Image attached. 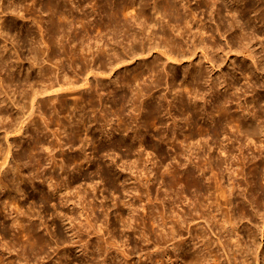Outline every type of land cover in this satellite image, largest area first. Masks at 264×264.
I'll use <instances>...</instances> for the list:
<instances>
[{
  "label": "rangeland",
  "instance_id": "374dc122",
  "mask_svg": "<svg viewBox=\"0 0 264 264\" xmlns=\"http://www.w3.org/2000/svg\"><path fill=\"white\" fill-rule=\"evenodd\" d=\"M36 1H37V4H34V5H37V6H34L33 5V10L34 11L33 10H31L29 12H28V10L26 11L25 6L23 5V8L21 9V12L20 11L18 12L19 9L16 7V4H15L16 3V0H0V11L2 10L0 12V34H2V36L4 35L2 38H1V35H0V48H1L0 49V51H1L0 52V55L1 56H4L6 54L4 56V59H6V60H4V62H3V64H5L6 66L7 65L8 66L9 65L12 66L13 63L15 64L16 61L19 58L21 59V60L19 59V62L17 61L18 63H16L14 65L17 68H14V66H12L13 69H16V70L13 71V73H14V75H16V74L18 75V77H16L17 75L15 76L17 79H19V78H21V79H27V77H33V75H34V77H38V76H40L38 74V72H39L38 71V68L41 69L43 66L44 67H47L48 66L47 68L49 70H51V71L53 70L52 71V75L53 76L55 74L56 75L60 74L59 76H62L64 74L63 72H61L62 69L58 73V70H56L57 69V65L54 62L52 64H50L51 62L49 63V61L47 62V60L45 59V55H43L44 57H42L45 60H43L42 58H40L38 60L39 61L38 64L37 63L35 64V65H38V66H36L37 68L35 67V65H31V63H30V61L32 59L31 56L34 55L33 54V52H34V49L33 48L34 47H37L38 44L35 43V44L32 45V44H30V41H25V40L21 41L22 39H20L19 36H18L19 31L21 32L20 29L24 25L25 26L26 25H28V26H34V29H36L37 26H41L42 25L41 26L42 28L41 27H38L36 30L39 31V30L43 29L42 32H44V29H45V26H46L45 25L46 24L45 21L47 19V14H45V12L42 13L39 10L40 9V6L38 7V2H39V5H41V0H36ZM77 1H79V2H77ZM92 1L95 2V0H81V3L83 4L82 5L83 7L85 6V8H87V10L91 11L93 8H96V7H93L94 3ZM132 1H134V0H132ZM27 2L25 4H30L31 3V1H30V3H29V1H27ZM76 2L79 4L80 3V0H76L75 3ZM84 2H86L87 5ZM134 2L135 3L137 2L136 3V7L137 8L134 7V10H133L134 13L133 14H135L138 11V9L141 6L144 5V8H146L148 15L152 17V15L154 14L153 15V17H155L154 20H157L159 23H161L163 25L162 26V25L159 24L158 25V28H157V26H155V27H153V29H156V31H157V30L160 29L159 26H162V31L163 30H164V32L166 31L165 33L166 34L168 33L167 35L169 36V38L170 37L171 38L172 37L173 38H177L176 37V35L178 34V32H176L177 29H176V27H174L176 30L173 28L172 23L168 21V17H163L160 13H159V15H156L154 13V6H155V9H156V7H158L157 10L158 9L159 10L162 9L161 8V6H162V1L161 0H158V1H156V0H135ZM168 2H170V4L173 3L171 5L172 6H175V8L177 10H179L177 12H178V14H179L180 17H183V18L184 17H188V19L189 18L191 19V15H190V12H189L190 11V8L197 6V0H182V1L181 0H171V1L168 0ZM194 2H195L196 5L194 4ZM154 3H155V5H154ZM31 4H33V2ZM186 7H189V8H186ZM200 8H197L196 9V13H197V10H198V13L196 14L197 17L192 20V25L190 26V27H192V31H189L191 33H188L187 32V34L184 35L183 36V39H182L183 40L182 41L183 47H185L186 45L188 47V43H189V45H191V47L195 45L196 47L195 46L194 47L197 48V50L196 49L194 50L195 53L193 51L191 53V55L187 56L189 58L186 57L185 59H182V61L177 62V63L176 62L174 63V61H172V62L169 61V62L166 63V61L164 60L165 58H163L164 56L161 53H159L160 52L159 49H161V47L158 48L159 52H158V50L156 48H154L155 50L152 48V51L150 50L151 51L150 53H149V51H147L148 49L146 48L144 50V53L145 54L143 53L142 54L143 56H142L140 54V51L141 50L139 48L140 47V43L139 42L142 39H137L136 40L137 42H135V44L137 46V49H138L137 52H138L139 55H137L136 57L134 56L133 59H132L131 55H129V57H128L129 59L125 60L124 62H120L118 64V66L121 64L119 67L118 66H114L115 69L113 67L114 70H111L112 73H110V70H107L106 73L105 72L104 73H101V74H104V75H101L100 73L99 74L97 73L98 74L97 77H96V75H94L96 79L95 78H92V77H94L93 76V73H92V76L90 74V76H88V77H89V82L91 84L89 83V86H88V84L86 85L87 89L84 86V91L82 90L83 88L80 89V87H79V86H81V83H80V85H78V86L76 85L75 86L77 88L79 87L78 89L76 88L77 91L73 92L74 91V89H73V91L71 92V90L69 89L70 91H67V92H70L69 95H68V93H67V95L64 94L63 96H61L59 98L60 100L57 99L58 102L56 101V99H53L55 101L51 100L52 103L50 102V100L47 101L46 99L48 98L49 95H47V98H45L46 97L45 94H44L45 96H43V95L41 96L42 98L41 97H38L37 100L40 101V99H41V101L40 102H37V105L35 106V108L38 107V109L36 108L37 109L36 110L34 108V112L35 113H41V114L43 112V115L44 116L41 115L42 118L44 117L43 119L41 118L40 114L38 116V114L35 115V113H34L32 115V117H29L30 118L29 120H33V122H32L33 124L31 123V125H29V127L27 126L28 128L27 127H23L22 131L21 132L19 131V133H17L18 131L15 129L14 131L9 132V135L8 136H6V135L3 136L5 134L4 133V129L5 128H2V130L0 128V146L2 145L1 148L4 149V150L6 149V151H7L8 148H9L8 145H10V149H11L10 150V153H9V156H8V161H7L8 163L4 167L7 170H6V172H4L2 174V177L1 178L4 179L5 181H8L7 183L9 184L8 185L9 187L8 186L7 187L9 188V190H11V198L14 199V200L12 199L13 202L12 201L9 202V200L8 199L5 200V198L4 199L3 198L0 199V205L1 206H5V208L7 209V210L6 209L4 210L5 212L3 211L4 214L3 213L1 214L0 219L1 220H3V219L6 220V226H9L8 229L4 231V235L3 234L0 235V245H2L0 247V264H12V263L13 264H17V263L18 264H22V263L23 264H25V263L27 264V261H28V264H42V263L43 264H69V263L70 264H73V263L74 264H98V263L99 264H107V263L108 264H124V262H125V264L126 263L127 264H129V263L130 264H133V263L134 264H176L175 263V257H174L173 251H172L173 250V247H172L173 245L171 246V244L173 243L174 240H175L174 241V243H175L178 240L180 241V240H184V239H185V242L186 243L195 244V247L198 248V250H201L203 252V255L204 256H206V257H209L210 256V257L214 258L213 253L210 254L207 251V248L205 247V244H204V243H208L207 240L209 239L210 242H211V244L209 242V245L208 246L210 247V245H211L210 248L211 249H214V252L215 253H218L217 254L218 257L223 253V255H221L219 257L220 264H229L228 257L226 256V254H224L225 252H223V251L229 250V248H231V251L234 250L236 252V253L234 252V254H235L234 260L235 261L232 260L233 258H231V261H234L235 263L234 262H232V263L233 264H243V262H242L241 259H243V258L245 259L246 258L245 257L246 255H245V252H242V250L241 251L240 250H236L237 247L234 246V244L236 243L237 240H241L243 242L245 240H249L250 239L251 241H253L254 250H256L255 252L256 253H257V251L259 253L262 252L261 250L264 249V222L261 223V221H264L263 220L264 219L263 218L264 217V208H261L260 209V212H261L260 213L259 211H257V210L254 209L255 208L254 205L249 204L250 203L249 201H248V204L246 203L247 202V199H245L246 202L244 201V198H246L247 196H249V193H250L249 192V184H247V183H249L250 180H251V177L249 175V171L251 170V160H250L249 156L250 157L252 156V152L249 149L250 147H248L249 146V144L247 143L248 141L246 142L245 138L244 137H241V135L236 132L235 122H230L229 121V116L231 114H233V113L236 114V115H241L242 112H243V114H247V112H248V106H247V108L244 107V106L247 105L246 104L247 102L245 101V99L249 98V96L252 93L250 91H248V93L246 94V96H243V95H241V91L240 90H237L236 91L234 88L230 87V85L227 83V80L231 78V75L233 73L232 66H230V64L231 63H234L235 67L238 68V67L241 66L242 58L241 59H240V57L239 58L238 57L237 58L236 57L233 58L234 54L233 53H230L229 50L226 47H224V46H222L220 44V43L223 42V39H221V38H218L217 39L216 36H213L211 38L208 34H206L207 35L206 36V35H203L202 33L198 32L199 31L198 30L199 28L196 27V26H200V24H201L200 23L201 21H199V19L202 18L201 19L202 21H207V20L209 21L210 18H211L210 12H208V10L205 7H200ZM188 9H189V11H188ZM23 10H25L26 12L23 11ZM33 12L35 13V15H34ZM78 12H80V11H78ZM24 13H25V15H24ZM80 13H82V11ZM198 15H199V17H198ZM42 16L45 17L46 19L45 18L43 19ZM92 16L94 17L95 15L94 14L93 15L91 14V17L90 18H92ZM159 17H160V19H159ZM162 17L165 18V19H163ZM23 18H24V20H23ZM156 18H158L159 20L156 19ZM26 19H28L29 21L26 20ZM30 19H32L33 22H35L38 19L37 20L38 21V24H37V21L35 23H33V22L29 23L30 22ZM140 19L138 20V22L142 21L143 18L141 20ZM41 20H42V23L43 24L40 25ZM132 20L133 19H131L130 22H131V25H132L133 30L136 31V29H137V31H139V29H141V26L138 25V24L133 23ZM193 21L195 22V24H194ZM14 23H16L17 25L16 24L14 25ZM32 24H35V25H32ZM134 24L136 25V27H135ZM9 25L14 26V31L12 33H10V34H6L5 28L7 26H9ZM142 25H143L142 26L143 27L142 28L143 29L142 37L145 39V40L143 39V41H144L143 43L144 44L150 43V40H148L147 38H148V35H149V32H150V29H152V28H150V25H147V24L145 25V24L142 23ZM144 25L146 26V28H145ZM193 25H195V26H193ZM20 26H22V27H20ZM147 26L149 27V29H147ZM170 26H172V27H170ZM170 29H172V32H171ZM3 33H5V34H3ZM174 33L175 34L177 33V34L175 35ZM96 34L97 33H95V35ZM192 34H193V37H194V35L196 36V37H194L195 39L197 38L195 41H194V38L192 37ZM158 35H159V37H158ZM158 35L156 37H153V38H155L154 39V42H157V41H158V43L163 42V39H162L163 37H162L161 32H158ZM160 35H161V37H160ZM188 37L190 39H188ZM208 37H210V40H209ZM153 38H152V41L150 43L152 45H153ZM105 39L106 38L104 37L103 38V42L105 41ZM120 39H122V38H119V40ZM201 39H203V40H201ZM200 41H201V43H200ZM202 41H204L205 44ZM103 42H101V44ZM124 42H126V40ZM127 43L128 42L123 43V45L126 46ZM206 43H207V45H206ZM34 45H36V46H34ZM197 45L198 46L200 45L199 46L200 48ZM205 45H206V47H205ZM212 45H214V46H212ZM215 45H217L218 48H217V46L215 48ZM40 46H42V48L45 47V46H43V44H41ZM220 47H222L221 48V51H220ZM4 48H6L7 51H6V49H5V51H3ZM108 48H109V52H112L111 49H110V47H108ZM207 48H209L211 50H209ZM214 48L217 49V50L215 51ZM8 49H10V50L8 51ZM202 49L204 50V52L207 53V58H210L211 60L213 59L212 62H206L207 59L201 53L202 52ZM206 49H207V51H206ZM224 49H226V50H224ZM227 50H228V55H227ZM208 51L211 52V53H209ZM212 51H214V52H212ZM1 53H3V55ZM211 54H213V55H211ZM201 56H203V57H201ZM7 57H8V59H7ZM231 58H232V60H231ZM11 59H13L14 61L11 60ZM214 59H216L218 62L216 60H214ZM40 60L42 62H40ZM61 60H62V62H61ZM61 60L58 62L59 64L62 63L64 65H66L68 63V60L65 59V58H63ZM1 61L2 60H0V63H1ZM5 61L7 62V64L5 63ZM10 61H13V62L11 63ZM122 63H124V64H122ZM17 64L21 68H19V66H17ZM5 65L3 67L4 71H2L3 70L2 68H0V70H1L0 71V73H1L0 74V77L3 78L1 81H4V82H6L8 80L6 78L9 77V74L13 70L12 67L9 66L10 69H8L9 67L7 66V68H6ZM67 65L65 66V68L67 70L65 69L64 72L67 73V76L71 78L72 71H71V69ZM151 65L153 67H155V69H156V72L153 73V74L154 75H157L158 73H160L161 78L162 77L163 78H162V81L158 85H156V86L153 85V88H151L150 91H148L145 95H143V99L146 100V102H149V103H151V104H153L155 106L158 105L159 103H164V107L162 108L164 110L161 109V112L156 114L158 116L159 120H161V122L163 121L162 125L159 126L160 129H158V130H156L154 128H151L149 126L148 127H145V123L144 122H143V125H144V127H143V125L142 126L140 125L141 122H138V121H140V116L146 112V109H141L140 108V111H142L141 113L138 110H137V112L134 110L136 112L135 113L133 111V107H131V106H129L127 104V105L123 106L124 108H122L123 113H122L121 117L117 118L118 116H114L115 114L113 113V112H116L117 111V107H114V103H115L114 102V99H116V98L118 99L119 95L125 90L123 87H120V84L115 85L114 84L115 81H113V80L117 78L116 79V81H117V80H119V78L122 79L125 76H129V75L132 74V72L135 69L140 68L143 71H145V73H144L145 76H143V79L141 80L142 83H145V84H149L150 85V84H152V83H150L151 80H154L155 78H153L154 75H152V72H147L146 71V68H147V70H149V68L152 67ZM40 66H41V68H40ZM179 66L182 67V68H180ZM183 66H184V68H183ZM51 67H56V68L55 69L54 68L51 69ZM68 68H69V70H68ZM27 70H28V72H27ZM54 70H56V71H54ZM181 70H183V71L185 70V72H183ZM189 70H190V73H192V71L195 70L193 72H197V73L200 74V78H199V82H198L199 83V86L201 87L199 89L200 92L197 93V91H195V94H197V95H195L193 93L194 94V98L193 97L192 98L195 99L197 97L196 98V100H197L199 93L201 94V95L199 94V96H204V99H203V97H201V99H200L201 101L197 100V101H199V102H197L198 103L197 105H199V106H197L199 112L197 111V113H195V115L193 116V118H190V119H188V117L191 114L188 113L187 114L188 116L185 115V112L181 108H179L177 106V101H178V98H177L178 96L177 95H178V92H179L178 91L179 90V87H181L182 81L183 82L184 81H187V80L190 81V76H188ZM6 71H7V73H6ZM53 73H55V74H53ZM61 73H63V74L61 75ZM29 74H30V76H29ZM149 74L152 75V76H150ZM99 75H101V76H99ZM173 75L176 77V79L171 80V76H173ZM235 75L236 76H234V79L233 80L236 81V84H237L236 86L239 87V88H242V90H246V88L248 87L247 80L245 78H243L244 77L243 75H240L239 74V71H237ZM23 76H25V77H23ZM80 77H83V75L80 76ZM187 77H188V79H187ZM219 77H221V78H219ZM110 79H112L111 81L113 83L110 81ZM181 79H183V80H181ZM97 80H98V82H97ZM168 82H171V83H168ZM180 82H181V84H180ZM214 84H215V86H213ZM14 86L11 85L9 87V90L11 89L10 91L7 88L6 89L9 92H12L13 91L12 93H9V95L11 96V95L14 94L12 98L13 99L15 98L14 100H15L16 105L18 103H20V105L21 104L23 105L25 103L26 105H28L30 107L29 103L26 102L27 100L26 101L24 100L25 102L23 100H21L22 97L19 96L18 91H16L18 89H17L16 86L14 88ZM91 86L94 87L95 89L92 88L93 89L92 90L91 89ZM226 86L228 88H226ZM27 88H28V86H27ZM15 92L18 93V94H16ZM98 92H100V93H98ZM126 92H127L128 95H130L129 89H127ZM174 92H176V93H174ZM249 93H250V95H249ZM91 94L93 95V97H95L94 99L96 100V103L98 104V106H97V104H95V106H92L91 107L92 104L89 103V96ZM96 94H98V95H96ZM216 96H218V97H226V98L229 97L228 98V102L226 103L228 106L225 105L227 110H224L221 113H217L215 111ZM241 96H242V98H239ZM75 97H77L78 100H76ZM96 97H97V99H96ZM99 97H100L101 101H99ZM243 98H244V100H243ZM17 99H18V101H17ZM61 100H62V102H61ZM86 100H88V101H86ZM20 101L23 102V103H21ZM79 101H81V102H79ZM44 103L46 104L45 105V108H44ZM48 103H49V105H48ZM76 103L78 104V107L76 109H74V104H76ZM81 103H83V104L81 105ZM38 104H39V106H38ZM70 104L73 105V106H71ZM16 105L13 106V108H12V105H9L8 104L6 107H4L6 109L5 110L2 109V111L4 110L5 112L4 111L3 112L6 115L7 114L8 115L9 114H14V112L15 113L17 112ZM28 106H26L24 108L25 109V111H24L25 113H24L23 118L26 115H28V113L26 114V112L29 110ZM69 106H70L71 109H69ZM14 107H16V108H14ZM53 107H54V109L56 111L53 109ZM26 109H28V110H26ZM80 109L82 110L83 113H81V111H78ZM245 109H246V111H245ZM228 110H229V112H228ZM49 111H51L50 114H48ZM77 111H78V113L80 112L79 113L80 115L81 114L82 115L80 116L77 113ZM138 112L141 115L138 114ZM209 112L210 113L212 112L213 117H210V115L212 116V114H210ZM215 113H216V115H215ZM102 114H107L108 116L111 117V118H109V121H108L109 123L108 124L107 123H103V121L100 120ZM133 114H138L139 117H138V115H133ZM217 115H219L220 117L217 116ZM224 115H226V116H224ZM133 116L134 117L137 116V119L138 120H136L137 121L136 125H135V121H132L131 120V118H133ZM223 116L225 118H223ZM39 117L41 118V120H43L42 122L39 121V119H40ZM81 117L85 118V120L87 121L85 123V125H82V124L78 123V120ZM94 117L96 119H98V121L97 120H93V119H95ZM123 117H124V119H123ZM129 117H130V120H129ZM196 117H198V118H196ZM23 118H21V119H23ZM36 118H38V119H36ZM209 118H210V120H209ZM75 119H77V120H75ZM174 119H176V120H174ZM34 120H35V122H34ZM44 120H45V122H44ZM55 120H57V121H55ZM208 120H209V122H208ZM37 121H39L40 124ZM67 121L72 122L71 123L72 126H70V122H67ZM212 121L215 122V123L213 122V125H211L212 124ZM6 122H8V120H6ZM6 122H4V123L6 124ZM55 122H57V124H55ZM73 122H74V124H73ZM35 123H37L36 126H34ZM138 123H140V124H138ZM174 123H176L175 126L177 124H179V125L176 126L177 127L176 129H175V126H173ZM195 123H197V124H195ZM47 124H49V125H47ZM62 124H64V125H62ZM67 124H69V126ZM75 124H77V125H75ZM216 124L222 125L223 130H224L223 131V134L225 133V131H226L225 134L228 133L227 134L228 136L227 135H224V137L226 136V139L224 138L225 144H227V147H228V150H229L228 151L229 154L228 153H224V154H226V157H225V155H222V153L220 155V153L218 152L219 150L216 148V146H213V145H216V144L213 143L214 140L212 138L209 139L207 137L208 138V140H207L206 137L205 138H201L199 136V133L201 132V130L202 131H206L207 129L208 130L209 129H212ZM226 124H227V126H226ZM37 125H39V126H37ZM73 125L75 127H77V129H78L77 130V134L72 133V128L71 127H74ZM119 125H121V126H119ZM197 125H199V127H197ZM202 125H204V126H202ZM7 126L8 125L6 124V128H7ZM63 126H64V128H63ZM100 126H102V127H100ZM103 126H104V129H103ZM190 126H191V128L189 129ZM206 126H208V127H206ZM210 126L211 127L213 126V127L211 128ZM67 128H69V129H67ZM79 128H80V130H79ZM143 128H144V130H143ZM197 128H198V130H197ZM25 129L28 130V132ZM193 129L196 131V134L193 137H190L189 131H191ZM65 130H67V131H65ZM68 130H70V131H68ZM177 130H179V131H177ZM100 131H103V133L100 132ZM227 131H229V132H227ZM105 132H107V134ZM231 132H232V134H231ZM79 133H80V136H79ZM21 134H23V135H21ZM46 134H47V136H46ZM55 134H57V135H55ZM131 134H132V136H131ZM134 134H135V136L137 138L134 136ZM141 134H143V135H141ZM234 134H236V135H234ZM53 135H55L56 137L53 136ZM69 135H70V137H69ZM229 135H232L231 136L232 139L230 138ZM58 136L60 137V139H58L59 138ZM104 136H105V138H104ZM143 136H144V138H143ZM166 136L169 138L170 141L167 142V141H164L163 140V138L166 137ZM233 136H234V138H233ZM3 137H5L6 141H5V139ZM158 137H160V138H158ZM125 138H127V139H125ZM138 138H139V140H138ZM195 138L198 139L199 142ZM147 139L149 140V142H148ZM157 139H159V140H157ZM220 139H223V136H222V138L220 137ZM38 140H40V141H42L44 143V144L42 143V145H44V147L42 145H40V144H37V149L34 150L33 152H29V148L30 147H28V146H32L34 144V142L36 144V142ZM127 140L129 141V144H128V141ZM141 140L142 141L144 140V142H143L144 145L138 146V144L141 143ZM160 140L162 142H160ZM195 140H196V142H195ZM111 141H112V144H111ZM114 141H116L115 144H114ZM131 141H132V143L130 144ZM156 141H158V142H156ZM205 141H207V143ZM226 141H228V142H226ZM238 141H239V143H238ZM243 141H244V143H243ZM6 142H8V143L10 142V143L7 145ZM46 142H47V144H46ZM58 142H60L59 145H58ZM201 142H203V143H201ZM209 142H210V145H209ZM229 142L232 143V144H230ZM241 142H242V145H244V144L246 145L247 144L248 146L247 145L246 146L244 145L243 146L244 148H243L241 145H239ZM53 143L56 144V145L53 146ZM61 143L63 144V147L61 146ZM200 143H201V145H200ZM118 144H119L120 148H119ZM153 144L160 145V147H159L160 150L158 151L157 148ZM129 145H131V146L134 145L133 146L134 149L129 150V148H128ZM192 145H194V146H192ZM202 145H204V146H202ZM57 146H60V148L57 147ZM45 147L46 148H49V149L46 150ZM53 147H54V149L52 151L51 149ZM55 147H57V148H55ZM105 147L108 148L109 150L106 149ZM112 147H113V149H112ZM121 147H122V149H121ZM141 147H143V148H141ZM115 148H116V150H115ZM137 148L139 149V152H138V149ZM244 150H245V156H243L244 155L243 154L244 153ZM246 150H247L248 155L246 154ZM248 150H250V151H248ZM143 151H144V153H143ZM145 151H146V153L147 152L148 153L146 154ZM160 151H161V153H163V155H162L163 157L161 156L162 158H160V156H158V153ZM236 151H238V152H236ZM26 152H27V154H25ZM60 152L62 153L61 155L59 154ZM108 152H109V154H108ZM134 152H136V153H134ZM233 152H234V159H233V156H232L233 155ZM22 153H24V155ZM31 153H32V155H31ZM110 153H112V155H110ZM116 153L118 154L117 156H116ZM28 154H30V157H29ZM57 154H59V157L57 156ZM77 154L80 155L81 159H80L79 155H77ZM119 154H120V156H119ZM34 155H36L35 158H34ZM240 155H242L243 157H241ZM18 157L21 158V159H18ZM189 157H190V159H189ZM202 157H204V158H202ZM235 157L236 158L237 157H241V158H240V160H237L239 158H237L235 160ZM245 157L246 158L248 157V158L246 159ZM127 158H128V160H127ZM187 158L192 163L190 161H188ZM220 158H223V160L226 158L225 160H227V161L224 164L222 163L223 165H221L218 168L217 167L211 168L210 163L213 166H215L216 164H219V162L223 161L222 159L220 160ZM242 158H243V160H241ZM37 159H39V164H38ZM205 159H206V161H205ZM231 159L234 161V163H233V161ZM53 160L55 161V163H54ZM135 160H137V161H135ZM0 161H1V159H0ZM238 161L239 162L242 161V162H240L241 165H240V163H238ZM243 161H244V163H243ZM134 163H136V164H134ZM178 163L179 164L182 163V166L180 165L181 166L180 168L184 167L185 164H186L185 167L188 166L189 170H191L194 173L196 179L200 182L201 186L204 187V188H207L211 184L214 185V183H215V179L214 178L218 174L223 175V177L221 179L222 180L221 183H223L222 185L226 189H229L230 187H233V186L235 187L236 186L235 187L236 189H234V194H232V196H231L232 199H233V202H231L230 205H227L226 206V204L223 203V201L220 202V200H217L216 194L213 193V190H212V192L211 191H208L209 193L205 191V192H203L204 193L203 195H200V199H199L201 201V203H203L202 204V208L198 212H196L197 214L195 213V211H193V214L192 215L191 214L187 215L186 214V209L188 208V204L190 205L189 207L193 206V203H195L194 200H196V195H198V193L195 191L194 187L190 188L189 191L182 192V191L185 190L184 184L180 183V184L175 185L173 183L174 186H176V187H174L171 184L172 179H171V176L169 175L167 169L168 168L170 169L171 166H173V164L175 166ZM247 163L249 165H247ZM16 165H20V167H18ZM40 165L41 166L43 165V166L41 167ZM244 165H245V168H243ZM7 166H8V168H7ZM58 166H60L61 168H59ZM98 166H99V168H101L100 169L101 173L102 172H106V173L109 172L108 175H110L116 181L114 182V180H113V183L112 184H106L103 181H102L103 183L100 182L101 179L98 177L100 175V173H98L99 172ZM204 166H205V168H204ZM238 166H241V167H239L240 169H237L238 170L237 171L236 168H238ZM10 167H11V169H10ZM19 168H20V170H19ZM137 168H138V170H137ZM141 168L144 171H142ZM8 169H10L9 172H7ZM139 169H141L142 172L139 171ZM198 169H200V170H198ZM37 170H39V172H37ZM212 170H214V171H212ZM96 171H98V172H96ZM146 171H147V174L149 173L148 175L150 176V178H149V176L147 174H145ZM236 171H237V173H236ZM19 172H22V173H19ZM212 172L213 173L216 172L215 173L216 176H213L214 174ZM225 172H227L228 174L227 173L225 174ZM232 172H235V174L232 173ZM241 172H242V174L244 172H246V174L244 173L242 175ZM130 173H131V175H130ZM141 173H143V174L141 175ZM96 174H98V176ZM238 174L239 175L241 174L242 176H238ZM22 175L23 176H26V177H23ZM48 175H49V177H47ZM72 175H74V176H72ZM235 175L238 178L236 180H235V178H236ZM248 175H249V177H248ZM36 176H39V177H36ZM53 176H55V177H53ZM69 177H70V179H68ZM146 177H148L147 180H150V183L151 184L147 185V182H146L147 180L145 179ZM46 178H48V180ZM71 178H73V179H71ZM95 179H97L99 182L96 181ZM239 179H240V181H239ZM23 180H25V181L23 182ZM50 180L51 181L53 180L52 181L53 184L52 183H49ZM60 180H61L62 183H60ZM91 180H95L94 181L95 183L92 182ZM137 180H140V181H137ZM141 180L142 181L144 180L143 182L144 183L146 182V183L144 184ZM248 180H249V182H248ZM89 181H91V183ZM235 181H237V182H235ZM88 182H89V185H88ZM139 182H141V183H139ZM92 183H94V185ZM100 183L102 185H100ZM135 183H137V184L135 185ZM263 183H264V175H263ZM63 184L70 185V187H72L71 189H69L70 191L68 190V192H67L68 196H67L66 192H63V193H65L64 196L63 195L62 196H59V193H60L59 189H60L61 186H64ZM237 184H238V187L239 188L241 187L240 188V192H239V189L237 190V188H238L237 187ZM246 184L248 185V187H247ZM48 185H50V186H48ZM53 185H56V186H53ZM57 185H58V187H57ZM51 186H53L54 189H52ZM75 186H77V187H75ZM102 186H103L104 189L102 188ZM128 186H129V189H128L129 191L127 190ZM145 186H146V188H145ZM7 187L2 188L3 190L0 189V193L2 191H5V189L8 192V190H7L8 188ZM18 187H23V188H21V190H22L21 192H20V190H18ZM73 187H74V189H73ZM105 187H106V189H105ZM122 187H124L123 190H122ZM142 187H144V188H142ZM36 188H37V190H36ZM55 188H58V189H56L58 191H56ZM130 188H131V190H130ZM137 188H138V190H137ZM170 188H171V190L174 188L173 191L169 190ZM176 188H177V190H176ZM181 188L184 189V190H182ZM143 189H145V190H143ZM149 189H150V191H149ZM245 189H247V190H245ZM52 190L56 191V193L54 191H52ZM77 190H78V192H77ZM104 190H105V192H104ZM124 190H127V191H124ZM136 190H137V192H135ZM236 190L238 192H236ZM122 191H124V192H122ZM74 192H76V193H74ZM116 192H118V193H116ZM54 193H55V195H53ZM63 193H61V194H63ZM141 193H143V194H141ZM148 193L151 196L148 195ZM56 194L58 195V197H57ZM82 194L84 195V197H83ZM177 194L180 195V196H177ZM207 194H209V196H207ZM65 195H66V197H65ZM75 195H77V196H75ZM45 196H46V199H45ZM78 196H80L82 199L81 198L78 199ZM175 196H176V198H175ZM202 196L204 198H202ZM48 197H49V199H48ZM145 197L146 198L148 197V200L150 198V200H152V201L151 202H147L148 200ZM197 197H199V196H197ZM68 198H70V200ZM136 198H138V199H136ZM140 198L141 199L143 198V199L141 200ZM180 198H181V201H180ZM201 198H202V200H201ZM15 200H17V201H15ZM59 200H61L62 202L59 203ZM68 200H69V202H68ZM78 200H80V201H78ZM83 201H85V202L83 203ZM118 201L121 204V206L123 204H125V203H133V206L136 205L137 211H135L133 214H135V216L138 215L137 218L140 217L137 220V222H138L137 225L139 224L138 225V228L141 229V231H143L145 228H147V229L144 230V232L147 233V235L151 237L150 241L143 242V241L140 240V238L138 237V235H136V234H134V235L128 234L127 232L124 231V229H122L123 227L117 221V218H116V215H115L116 214V212H115L116 211V208H115L116 206L114 207V204H115V202H118ZM191 201H192V204H191ZM237 201H239V202L240 201L245 202V209H246V211L244 212L245 213V217L243 216L242 218H240V220H239V218L236 219V221H237L236 222V226H235V229L236 230L232 231V233H231V226L232 225H230L229 223H227L226 224L227 226H226L225 223L223 224V221L221 222V219L223 220L224 218H227L229 216V214L232 215V216L234 215L235 217L237 216L238 210H237V207L235 206V204H236ZM63 202H65V203L63 204ZM67 202H68V204H67ZM72 202H73V204H72ZM138 202H140V203H138ZM144 202L146 204H144ZM175 202H177V203H175ZM212 202L215 205H213ZM215 202H217L220 205H218ZM77 203H78V205H77ZM98 203L102 205L101 206L102 208L99 206ZM162 203H164V204H162ZM10 204L11 205L12 204H15V205L17 204L16 205L17 207L13 206L14 207L13 208V207H11ZM60 204H61V206H60ZM92 204H93V206H91ZM149 204H151V205H149ZM8 205H10V207H8ZM103 205H104V207H103ZM144 205L145 206L147 205L146 206L147 208ZM133 206H125V205H123L124 215L131 214L130 213L131 212L130 209ZM151 206H152V208H151ZM219 206H221V208ZM85 207L88 208V209H84ZM107 207H108V209H107ZM128 207L130 209H128ZM66 208H68V209H66ZM80 208H82L84 211L82 212V209H80ZM103 208H104V210H101ZM149 208H150L151 212L153 211L152 212V217L156 219V216H157V220L154 219L155 224H153L152 226H150V225H146L145 226L143 224V222L141 221V219L145 217V214L147 212V209L149 210ZM228 208H229V210H228ZM19 210H21V211L19 212ZM59 210H60V212H59ZM85 210H87V211H85ZM61 211H63V212L61 213ZM88 211H90V212L92 211L93 212L94 215H93V217L92 216L91 217L98 220L97 221V225H100V223H101V225H102V230H101L102 231V234L99 231L98 232V235H97V233H94V234H96V235H94L93 233H91V232H93L92 229L91 230L88 229L89 231L87 230V232L86 231H82L83 232L82 233V232L79 231L80 233H77L78 232L77 229L80 226L81 227H83V225L85 226V220H84L85 217L84 216H88L89 214L92 215V212L89 213ZM77 212L78 213L80 212L79 213L80 216L78 215ZM81 212L82 213H86V214H82ZM199 212H200V214H199ZM222 212H223V214H222ZM64 213H67L68 214L67 216L69 218L66 217L65 215L63 216ZM70 213H72L71 215H73L72 218H71ZM255 213L258 214L263 219L259 217L260 218L259 219L260 221L259 220L256 221L257 218H258V215H256ZM177 214H178L179 217H175V216H177ZM201 214H203L202 217L198 216V215H201ZM3 215H4V217H3ZM168 215H170V216H168ZM206 215H207V217H206ZM212 215H215V216H212ZM255 215H256V218H255ZM16 216H17V218H16ZM247 216H248V218H246ZM62 217H64V218H62ZM172 217H175V218L173 219ZM203 217H205V218H203ZM209 217H211V218H209ZM11 218H12V220H14L16 218V220L18 219V221H16V220H14L15 222L14 221H11ZM20 218H24L26 220V223L25 224L30 225V226H34V232L36 233L37 236H39V239H40V242L39 243L40 244H35V242H34L35 239H33V240L32 239H28L26 236H25V238L23 237L24 239L23 238L22 239H18L17 237H15V234H16L15 232H16V229H17V223L19 222ZM73 218L75 220H73ZM162 218L167 219L166 227L165 226L162 227V225L159 223V222H162ZM184 218H186V219H184ZM204 219H206L205 222H204ZM248 219H249V221H248ZM1 220H0V225H1L0 230H2L3 227H4L1 224ZM67 220H69L70 223ZM70 220L73 221V222H71ZM241 220H243V221H241ZM9 221L12 222L11 225H10L11 222H9ZM176 221H178V222H176ZM74 222H76V223L74 224ZM181 222H183V223H181ZM219 222H221V223H219ZM239 222H240V224H239ZM213 223H214V225H213ZM70 224L72 225L73 228L75 226L74 230H73V228L71 227ZM179 224L180 225L182 224V226H180ZM206 224H208V225H206ZM12 225H14V226H12ZM104 225H106V226H104ZM107 225H108V227H107ZM158 225L161 226L162 228H164V227L165 228L162 230L161 227H159ZM223 225H224V227H223ZM171 226L174 227L175 229H178L179 228L178 229V232L175 233L177 235L176 236L174 235V238L175 239H173V240L170 241L171 238H169L167 244L162 243V242L161 243H157V241H159V240L161 241V237L160 236H162L164 234V232L166 233V232H168V231L171 230L170 229ZM219 226L222 227V228H220ZM11 227H13V228H11ZM142 227H143V230H142ZM108 228H109V230H107ZM197 228H198V230H197ZM223 228H225L227 231L225 229H223ZM248 228H250V229L248 230ZM187 230L189 231V233L187 232ZM222 230H224V231L221 232ZM237 230H238V235H237ZM244 230H246V231H244ZM247 231L252 232V233L254 232V234H256V235L252 234L253 240H252V238H249V237L246 239V235L248 234ZM107 232H108V234H107ZM197 232H200L199 234L202 233L201 235L203 237L205 236V238H203V237H200V239H199V237L196 238L195 233H197ZM104 233H105V235H104ZM99 234L101 235V237H100ZM220 234L223 235V236H221ZM102 235H103V237H102ZM190 235H193V237L190 236ZM253 236H255V238ZM87 237H88V239H87ZM108 237H110V238H108ZM114 237H116V238H114ZM157 237H159V238H157ZM190 237H192L193 240ZM2 238H3V240H1ZM89 238H91V241H90ZM102 238H104L103 240H108V241L111 240L112 242H113V239H114L115 242L117 241V245L114 246L115 249H114V247L107 245L109 248L106 246L108 249L107 250L104 249V250H106L108 253L105 252L104 254L99 255V253H98L99 250H98V247L97 246L100 244L99 241H101L100 239H102ZM206 238H207V240H206ZM85 239H87L86 242L84 241ZM201 239H205L204 240L205 242L202 241ZM254 239H255V241H254ZM79 240H81V241H79ZM189 240H191L192 242L189 241ZM221 240H222V242H221ZM217 241H220L221 243L220 242H217ZM29 242H30V245H29ZM96 242L98 243V245H97ZM255 242L257 244H255ZM122 243L124 244V246L122 245ZM224 243H226L225 244L226 247H225V249L223 248L224 250H222V246L221 245H224ZM232 243H233V245H232ZM77 244H79V245H77ZM86 244L88 246H86ZM3 245H4V247H3ZM31 245H32V247H31ZM155 245H156V248H155ZM117 246H118V248L119 247L120 248L118 249ZM157 246H158V249L159 250L157 249ZM232 246H234V247H232ZM110 247H112V248H110ZM161 247H163V248H161ZM11 248H12V251H11ZM93 248H95V249L93 250ZM35 249H36V251H34ZM109 249H111L110 250L111 253L109 252ZM120 249L122 251H124V253L126 251V253H125L126 254V257H122L121 251H117V250H120ZM29 250H30V252H28ZM84 250H85V252H84ZM87 250H89V251H87ZM104 250H103V252H104ZM115 250L117 252H115ZM7 251H8V253H7ZM23 251H25V252H23ZM229 251H228V253L230 254L231 251L230 252ZM148 252L150 253V255H149ZM171 252H172V254H171ZM117 253H118L119 257H117V255H116ZM145 254L148 255L149 257L146 256ZM224 255H225V257H222ZM242 256H243V258H242ZM24 257H25V259H24ZM104 257H106V259H107L106 263L103 262V258ZM210 257H209V260L211 259V261H212V258H210ZM121 258L122 259L124 258V259L122 260ZM220 258H221V260H220ZM225 258H227V261H228L227 263H226V259ZM71 259H72V261H71ZM97 259H99V260H97ZM100 259H101V261H100ZM249 259L248 260H249V262L251 261V264L252 263L253 264H258V263H256V261L251 260V258H249ZM9 260H10V262H9ZM17 260H18V262H17ZM67 260H68V263L65 262ZM94 260L96 261V263H95ZM92 261H94V263ZM120 261H122V262H120ZM211 261H209L210 264H211ZM222 261H223V263H222Z\"/></svg>",
  "mask_w": 264,
  "mask_h": 264
},
{
  "label": "bare ground",
  "instance_id": "6f19581e",
  "mask_svg": "<svg viewBox=\"0 0 264 264\" xmlns=\"http://www.w3.org/2000/svg\"><path fill=\"white\" fill-rule=\"evenodd\" d=\"M27 1H29V3H30V1H31V3L33 2V4H25ZM74 1V0H73ZM72 0H41V5H39V2H38V7L40 6V11L43 13V12H45V14H47V19L45 18V17H43V19L45 18L46 19V21H45V29H44V32H42V30L43 29H41V30H39V31H37L36 29L38 28V27H41L42 25L41 24H43L42 23V20H41V23H40V25L41 26H37V28L36 29H34V26H28V25H24L23 27L22 26H20V27H22L20 30H21V32L19 31V34H18V36H19V38L20 39H22L21 41H23V40H25V41H30V44H35V43H37L38 44V46L37 47H34L33 49H34V52H33V54L34 55H32L31 56V61H30V63H31V65H35L36 63L38 64V60L40 59V58H42V57H44L43 55H45V59L47 60V62L49 61V63L50 64H52L53 62L57 65V69L56 70H58V73H59V71L61 70V72H63V73H61V75L62 76H59L60 74H58V75H56L55 73H53V74H55L54 76L52 75V71L51 70H49L47 67H42L41 68V66H40V68L41 69H39L38 68V74L40 75V76H38V77H34V75H33V77H27V79H21V78H19V79H17L16 77H18V75L16 76V75H14V73H13V71L14 70H16V69H13V67L12 66H14L16 63H18L19 62V59L16 61V63L14 64L13 63V65L12 66H10V67H12V72L9 74V77L8 78H6V79H8L6 82H4V81H1L3 78L2 77H0V128H1V130H2V128H5L4 129V135L3 136H8L9 135V132H11V131H14L15 129L18 131H16L17 133H19V131L21 132L22 131V129H23V127H29V125H31V123L33 122V120H29L30 118L29 117H32V115L35 113L34 112V108H35V106L37 105V102H40L41 101V99H40V101H38L37 100V98L38 97H41L42 95L43 96H45L46 95V97L45 98H47V95H49L48 96V98L46 99L47 101H49L50 100V102H51V100H53V99H56V101H57V99H59L61 96H63L64 94H66L67 95V93H68V95H69V93L70 92H67V91H70L71 90V92L73 91V89H74V91L73 92H75V91H77V89L80 87V89H82L83 91H84V86H85V88L87 89V87H86V85L88 84V86H89V77L88 76H90V74H91V76H92V73H93V76L94 75H96V77H97V75L100 73H106V71L107 70H110V73H112L111 72V70H114L115 69V67L114 66H118V64L120 63V62H124L125 60H127V59H129L128 57H129V55H131V57H132V59H133V57L135 56H137V55H139L138 54V52H137V46H136V44H135V42H137L136 40L137 39H142L139 43H140V54L142 55L143 53H144V50L147 48L148 50L147 51H149V53L152 51V48L154 49V48H156L157 50H158V48L159 47H161V49H159L160 50V52H159V50H158V52L159 53H161L164 57L163 58H165L164 60L166 61V63L167 62H172V61H174V63L176 62H180V61H182V59H185L187 56H189V55H191V53L196 49L197 50V48H195L194 46H192L191 47V45H189V43H188V47H187V45L185 46V47H183V45H182V39H183V36L184 35H186L187 34V32L188 33H191V32H189V31H192V27H190L191 25H192V20L193 19H195L196 17H197V13H198V10H197V13H196V9L197 8H200V7H205L207 10H208V12H210V14H211V18H210V20L208 21H202L201 19H199V21H201L200 23V26H196V27H198L197 29L199 30L198 32H200V33H202L203 35H206V34H208L211 38L213 37V36H216L217 37V39L218 38H221V39H223V42L222 43H220L222 46H224V47H226L228 50H229V52L230 53H233L234 54V56H233V58L234 57H240V59L242 58V62H241V66L240 67H235V65H234V63H231L230 64V66H232V70H233V73H232V75H231V78L230 79H228L227 80V83L230 85V87H232V88H234L236 91L237 90H240L241 91V95H243V96H246V94L248 93V91H250L252 94L250 95V93H249V98H247V99H245V101L247 102L246 104V106H244V107H246L247 108V106H248V112H247V114H243V112L241 113V115H236V114H231L230 116H229V121L230 122H235V128H236V132L238 133V134H240L241 135V137H244L245 138V140H246V142L249 144V146L248 147H250L249 149L251 150V152H252V156L250 157L249 156V158H250V160H251V170L249 171V175H250V177H251V180H250V182H249V180H248V182L249 183H247V184H249V196H247L246 198H244V201H245V199H247V204H248V201L250 202L249 204H251V205H254V209L255 210H257V211H259L260 212V209L261 208H264V183H263V175H264V0H197V6H195V7H192V8H190V11H189V9H188V11L190 12V15H191V19L189 18L188 19V17H180L179 16V14H178V12L177 11H179V10H177L176 8H175V6H172L171 4H173V3H171L170 4V2H168V0H161L162 1V6H161V10H157V8L158 7H156V9H155V6H154V13L156 14V15H159V13L163 16V17H168V21L169 22H171L172 23V26H173V28L174 27H176V29H177V31L176 32H178V34L176 35L175 33V35H176V37L177 38H169V36L164 32V30L162 31V24L161 23H159L157 20H154V18L155 17H153V15H152V17L151 16H149L148 15V13H147V10H146V8H144V5L143 6H139L140 8L138 9V11L135 13V14H133L134 13V7H136V3L134 2V1H132V0H95V2H93L94 3V5H93V7H96V8H93L91 11H89V10H87V8H85V6L83 7L82 5V3H81V0H80V3L78 4L77 2H79V1H77L76 3H75V1L73 2ZM156 1H158V0H156ZM171 1V0H170ZM182 1V0H181ZM35 2V3H34ZM83 2V1H82ZM189 2V1H188ZM187 2V3H188ZM15 3V2H14ZM28 3V2H27ZM85 4H86V2H84ZM92 3V4H93ZM16 7L19 9L18 10V12L20 11L21 12V9L23 8V5L25 6V8H26V11L28 10V12L29 11H31V10H33V5L34 4H37V1L36 0H16ZM91 4V5H92ZM158 4V3H157ZM176 4V3H175ZM194 4H195V2H194ZM87 5V4H86ZM154 5H155V3H154ZM196 5V4H195ZM34 6H37V5H34ZM194 6V5H193ZM88 7V6H87ZM90 7V6H89ZM92 7V6H91ZM177 7V6H176ZM190 7V6H189ZM189 7H186V8H189ZM5 8V7H4ZM35 8V7H34ZM137 8V7H136ZM9 9V8H8ZM11 9V8H10ZM201 9V8H200ZM14 10V9H13ZM16 10V9H15ZM36 10V9H35ZM137 10V9H136ZM202 10V9H201ZM2 11V10H1ZM0 11V12H1ZM23 11H25V10H23ZM25 11V12H26ZM34 11V10H33ZM37 11V10H36ZM78 11H82V13H80V12H78ZM200 11V10H199ZM27 12V13H28ZM3 13V12H2ZM15 13V12H14ZM34 13V12H33ZM40 13V12H39ZM158 13V14H157ZM201 13V12H200ZM91 14L93 15H95L94 17L92 16V18H90L91 17ZM208 14V13H207ZM24 15H25V13H24ZM23 15V16H24ZM34 15H35V13H34ZM46 16V15H45ZM208 16V15H207ZM210 16V15H209ZM162 17V18H163ZM190 17V16H189ZM198 17H199V15H198ZM142 19V21H140V22H138V20L139 19ZM161 18V19H162ZM33 19V18H32ZM32 19H30V22L29 23H31V22H33V20ZM131 19H133L132 21H133V23H135V24H138V25H140L141 26V29H139V31H137V29H136V31H134L133 30V28H132V25H131V22H130V20ZM140 19V20H141ZM156 19H158V18H156ZM159 19H160V17H159ZM158 19V20H159ZM163 19H165V18H163ZM23 20H24V18H23ZM26 20H28V19H26ZM38 20V19H37ZM36 20V21H37ZM29 21V20H28ZM35 21V20H34ZM35 21V22H36ZM163 21V20H162ZM198 21V20H197ZM15 22V21H14ZM35 22H33V23H35ZM161 22V21H160ZM194 22V21H193ZM2 23V22H1ZM23 23V22H22ZM142 23L143 24H147V25H150V28H152V29H150V32H149V35H148V40H150V43H151V41H152V38L153 37H156L157 35H158V32H161V34H162V39H163V42H161V43H158V41L157 42H154V39L155 38H153V45L152 44H150V43H147V44H144L143 42V37H142V32H143V25H142ZM168 23V22H167ZM170 23V24H171ZM197 23V22H196ZM16 23H14V25H15ZM24 24V23H23ZM37 24H38V21H37ZM134 24V25H135ZM162 25V26H159L160 27V29L159 30H157L156 31V29H153V27H155V26H157V28H158V25ZM194 24H195V22H194ZM4 25V24H3ZM2 25V26H3ZM13 25V24H12ZM17 25V24H16ZM32 25H35V24H32ZM144 25V26H145ZM169 25V24H168ZM167 25V26H168ZM197 25V24H196ZM1 26V27H2ZM172 26H170V27H172ZM193 26H195V25H193ZM134 27V26H133ZM135 27H136V25H135ZM169 27V28H170ZM5 28V27H4ZM42 28V27H41ZM138 28V27H137ZM145 28H146V26H145ZM172 28V29H173ZM147 29H149V27L147 26ZM172 29H170L171 30V32H172ZM175 29V28H174ZM175 29V30H176ZM196 29V30H197ZM14 31V26H11V25H9V26H7L6 28H5V32H6V34H10V33H12ZM18 32V31H17ZM42 32V33H41ZM194 32V31H193ZM2 33V32H1ZM95 33H97L96 35H95ZM3 34H5V33H3ZM198 34V33H197ZM1 35V38L4 36H2V34H0ZM174 35V36H175ZM191 35V34H190ZM201 35V34H200ZM8 36V35H7ZM17 36V37H18ZM189 36V35H188ZM207 36V35H206ZM106 38L105 39V41L103 42V38ZM158 37H159V35H158ZM160 37H161V35H160ZM192 37H193V34H192ZM194 37H196L195 35H194ZM193 37V38H194ZM198 37V36H197ZM201 37V36H200ZM199 37V38H200ZM210 37H208L209 38V40H210ZM119 38H122V39H120L119 40ZM192 38V39H193ZM202 38V37H201ZM215 38V37H214ZM158 39V38H157ZM161 39V38H160ZM188 39H190L189 37H188ZM187 39V40H188ZM197 39V38H196ZM195 38H194V41L196 40ZM216 39V40H217ZM4 40V39H3ZM126 40V42H128L127 43V45L126 46H124L123 45V43H126V42H124ZM145 40V39H144ZM185 40V39H184ZM186 40V41H187ZM200 40V39H199ZM201 40H203V39H201ZM213 40V39H212ZM162 41V40H161ZM220 41V40H219ZM101 42H103L102 44H101ZM202 42H204V41H202ZM221 42V41H220ZM26 43V42H25ZM185 43V42H184ZM193 43V42H192ZM191 43V44H192ZM200 43H201V41H200ZM216 43V42H215ZM219 43V42H218ZM29 44V45H30ZM41 44H43V46H45L44 48H42V46H40ZM187 44V43H186ZM195 44V43H194ZM197 44V43H196ZM199 44V43H198ZM204 44H205V42H204ZM211 44V43H210ZM138 45V44H137ZM201 45V44H200ZM199 45V46H200ZM206 45H207V43H206ZM206 45H205V47H206ZM209 45V44H208ZM218 45V44H217ZM217 45H215V48H216V46ZM34 46H36V45H34ZM198 46V45H197ZM198 46V47H199ZM212 46H214V45H212ZM211 46V47H212ZM3 47V46H2ZM108 47H110V49H111V51L112 52H109V48ZM169 47V48H168ZM204 47V46H203ZM210 47V48H211ZM200 48V47H199ZM202 48V47H201ZM214 48V49H215ZM217 48H218V46H217ZM221 48L222 47H220V51H221ZM1 49V48H0ZM5 49L6 48H4V50L3 51H5ZM95 49V50H94ZM177 49V50H176ZM204 49V48H203ZM202 49V55L207 59V61L206 62H212V60L210 59V58H207V53L206 52H204V50ZM207 49H209V48H207ZM207 49H206V51H207ZM213 49V48H212ZM10 49H8V51H9ZM151 50V51H150ZM155 50V49H154ZM156 50V51H157ZM209 50H211V49H209ZM217 49H215V51H216ZM219 50V49H218ZM224 50H226V49H224ZM228 50H227V55H228ZM6 51H7V49H6ZM1 52V51H0ZM17 52V51H16ZM146 52V51H145ZM157 52V53H158ZM209 52V51H208ZM212 52H214V51H212ZM5 53V52H4ZM158 53V54H159ZM194 53H195V51H194ZM209 53H211V52H209ZM2 55H3V53H1ZM145 54V53H144ZM148 54V53H147ZM160 54V55H161ZM6 55V54H5ZM4 55V56H5ZM12 55V54H11ZM19 55V54H18ZM211 55H213V54H211ZM4 56H1L0 55V60H2L1 61V63H0V68H2L3 69V67H4V65L5 64H3V62H4V60H6V59H4ZM143 56V55H142ZM203 56H201V57H203ZM215 56V55H214ZM12 58V57H11ZM63 58H65V59H67L68 60V67L71 69V71H72V75H71V78L70 77H68L67 76V73H65L64 71H65V66L66 65H64V64H59L58 62L61 60V59H63ZM187 58H189V57H187ZM7 59H8V57H7ZM43 59V58H42ZM41 59V60H42ZM45 59H43V60H45ZM10 60V59H9ZM8 60V61H9ZM11 60H13V59H11ZM21 60V59H20ZM40 60V62H42ZM214 60H216V59H214ZM231 60H232V58H231ZM14 61V60H13ZM13 61H10L11 63L13 62ZM64 61V60H63ZM217 61V60H216ZM229 61V60H228ZM9 62V63H10ZM46 62V61H45ZM61 62H62V60H61ZM127 62V61H126ZM218 62V61H217ZM5 63L7 64V62L5 61ZM8 63V64H9ZM54 64V65H55ZM122 64H124V63H122ZM154 64V63H153ZM165 64V63H164ZM219 64V63H218ZM121 65V64H120ZM119 65V66H120ZM199 65V64H198ZM8 66V65H7ZM7 66L5 65V67L7 68ZM8 66V67H9ZM17 66H19L18 64H17ZM36 66H38V65H35V67ZM118 66V67H119ZM152 66V65H151ZM187 66V65H186ZM209 66V65H208ZM207 66V67H208ZM211 66V65H210ZM10 67L8 68V69H10ZM33 67V66H32ZM113 67H114V69H113ZM180 67V66H179ZM189 67V66H188ZM196 67V66H195ZM199 67V66H198ZM212 67V66H211ZM219 67V66H218ZM14 68H17L16 66H14ZM19 68H21L20 66H19ZM37 68V67H36ZM50 68V67H49ZM52 68H56V67H51V69ZM69 68H68V70H69ZM180 68H182V67H180ZM183 68H184V66H183ZM210 68V67H209ZM214 68V67H213ZM163 69V68H162ZM196 69V68H195ZM20 70V69H19ZM56 70H54V71H56ZM67 70V69H66ZM174 70V69H173ZM1 71V70H0ZM2 71H4V69L2 70ZM9 71V70H8ZM11 71V70H10ZM18 71V70H17ZM146 71L147 72H152V75H154L153 73H155L156 72V69H155V67H150L149 68V70H147V68H146ZM181 71H183V70H181ZM188 71V70H187ZM193 71H195V70H193ZM192 71V73H190V70H189V74H188V76H190V81L189 80H187V81H182V84H181V82H180V84H181V87H179V92H178V101H177V106L179 107V108H181L184 112H185V115H187L188 113L189 114H191V115H189V117H188V119H190V118H193V116L195 115V113H197V111H198V107L197 106H199V105H197L198 103L197 102H199V101H201L200 99H201V97H203V99H204V96H199V94H198V99L197 100H199V101H197L196 100V98L195 99H193L194 98V94H195V91H197V93L198 92H200V86H199V78H200V74L199 73H197V72H193ZM237 71H239V74L240 75H243L244 77L243 78H245L246 80H247V83H248V87L246 88V90H242V88H239V87H237L236 85V81L235 80H233L234 79V76H236L235 74H236V72ZM27 72H28V70H27ZM164 72V71H163ZM177 72V71H176ZM183 72H185V70L183 71ZM223 72V71H222ZM6 73H7V71H6ZM96 73V74H95ZM98 73V74H97ZM109 73V74H110ZM145 71H143L142 69H140V68H137V69H135L133 72H132V74L131 75H129V76H125V77H123L122 79L121 78H119V80H117L116 81V79H114L113 81H115V85H117V84H120V87H123L125 90L119 95V97H118V99L116 98V99H114V107H117V111L116 112H113L115 115L114 116H118L117 118H119V117H121V115H122V113H123V110H122V108H124L123 106H125V105H129V106H131V107H133V111L135 110L136 112H137V110L141 113L142 111H140V108L141 109H146V112L144 113V114H140L139 112H138V114H140L141 116H140V121H138V122H141V124L140 123H138V124H140L141 126L143 125V122L145 123V127H151V128H154V129H156V130H158V129H160L159 128V126L160 125H162V123H163V121L161 122V120H159V118H158V116L156 115L157 113H160L161 112V109L164 107V103H159L158 105H153V104H151V103H149V102H146V100H144L143 99V95H145L148 91H150V89L151 88H153V85L154 86H156V85H158L161 81H162V78H161V76H160V73H158L157 75H154V77L153 78H155L154 80H151V82L150 83H152V84H145V83H142V79H143V76H145ZM167 73V72H166ZM1 74V73H0ZM147 74V73H146ZM151 74V73H150ZM149 74V75H150ZM223 74V73H222ZM83 75V77H80V76H82ZM101 75H104V74H101ZM101 75H99V76H101ZM152 75H150V76H152ZM186 75V74H185ZM184 75V76H185ZM224 75V74H223ZM16 76V77H15ZM26 76V75H25ZM25 76H23V77H25ZM28 76V75H27ZM29 76H30V74H29ZM36 76V75H35ZM85 76V77H84ZM20 77V76H19ZM22 77V76H21ZM73 77V78H72ZM178 77V76H177ZM186 77V76H185ZM92 78H95V76L94 77H92ZM99 78V77H98ZM219 78H221V77H219ZM96 79V78H95ZM173 79H176V77L173 75V76H171V80H173ZM187 79H188V77H187ZM226 79V78H225ZM5 80V79H4ZM112 79H110V81H111ZM181 80H183V79H181ZM241 80V79H240ZM224 81V80H223ZM96 82V81H95ZM94 82V83H95ZM97 82H98V80H97ZM112 82V81H111ZM145 82V81H144ZM225 82V81H224ZM80 83H81V86H79L78 88L77 87H75L76 85L78 86V85H80ZM93 83V84H94ZM113 83V82H112ZM168 83H171V82H168ZM218 83V82H217ZM91 84V83H90ZM104 84V83H103ZM137 84V85H136ZM224 84V83H223ZM11 85H15L16 87H17V89L18 90H16V91H18V93H19V96H21L22 97V99L21 100H27L26 102L27 103H29V105H30V107L28 106V105H26L25 103L22 105H20V103H18L17 105H16V103H15V98L13 99L12 97H13V95H9V93H12V92H9L10 90H9V87L11 86ZM100 85V84H99ZM136 85V86H135ZM245 85V84H244ZM15 86H14V88H15ZM27 86H28V88H27ZM93 86V85H92ZM91 86V89L93 88V89H95L94 87H92ZM95 86V85H94ZM104 86V85H103ZM213 86H215V84L213 85ZM223 86V85H222ZM239 86V85H238ZM243 86V85H242ZM9 90V91H7V89ZM12 88V87H11ZM77 88V89H76ZM181 88V89H180ZM226 88H228L227 86H226ZM70 89V90H69ZM76 89V90H75ZM79 89V90H80ZM85 89V90H86ZM90 89V88H89ZM92 89V90H93ZM97 89V88H96ZM127 89H129V92H130V95H128L127 94V92H126V90ZM171 89V88H170ZM174 89V88H173ZM231 89V88H230ZM245 89V88H244ZM13 90V89H12ZM175 90V89H174ZM233 90V89H232ZM231 90V91H232ZM15 91V90H14ZM95 91V90H94ZM93 91V92H94ZM170 91V90H169ZM177 91V90H176ZM80 92V91H79ZM87 92V91H86ZM96 92V91H95ZM16 93V92H15ZM18 93H16V94H18ZM98 93H100V92H98ZM174 93H176V92H174ZM194 93V94H193ZM45 94V95H44ZM94 94V93H93ZM71 95V94H70ZM74 95V94H73ZM96 95H98V94H96ZM100 95V94H99ZM195 95H197V94H195ZM201 95V94H200ZM233 95V94H232ZM18 96V97H19ZM89 96V95H88ZM166 96V95H165ZM226 96V95H225ZM229 96V95H228ZM82 97V96H81ZM193 97V98H192ZM20 98V97H19ZM42 98V97H41ZM44 98V97H43ZM44 98V99H45ZM52 98V99H51ZM95 97H93V95L91 94L90 96H89V103H91L92 105H91V107L92 106H95V104H97L96 103V100L94 99ZM102 98V97H101ZM229 98V97H228ZM228 98H226V97H218V96H216V104H215V111L217 112V113H221V112H223L224 110H227L226 109V106L225 105H227L226 103L228 102ZM239 98H242V96L241 97H239ZM65 99V98H64ZM75 99L76 100H78L77 99V97H75ZM74 99V100H75ZM96 99H97V97H96ZM202 99V100H203ZM234 99V98H233ZM237 99V98H236ZM43 100V99H42ZM60 100V99H59ZM82 100V99H81ZM243 100H244V98H243ZM17 101H18V99H17ZM24 101V102H25ZM46 101V102H47ZM53 101H55V100H53ZM85 101V100H84ZM83 101V102H84ZM86 101H88V100H86ZM99 101H101V99H100V97H99ZM98 101V102H99ZM235 101V100H234ZM21 102V101H20ZM58 102V101H57ZM61 102H62V100H61ZM79 102H81V101H79ZM78 102V103H79ZM176 102V101H175ZM233 102V101H232ZM238 102V101H237ZM21 103H23V102H21ZM52 103V102H51ZM50 103V104H51ZM69 103V102H68ZM103 103V102H102ZM12 105V108H13V106H15L16 105V107H17V112L15 113L14 112V114H5L4 112V110L6 109V108H4V107H6L7 105ZM61 104V103H60ZM83 103H81V105H82ZM175 104V103H174ZM45 103H44V108H45ZM48 105H49V103H48ZM71 105V104H70ZM168 105V104H167ZM19 106V107H18ZM26 106H28V108H29V110L28 109H26V110H28L27 112H26V114L28 113V115H26L24 118H23V116H24V111H25V107ZM38 106H39V104H38ZM54 106V105H53ZM66 106V105H65ZM71 106H73V105H71ZM97 106H98V104H97ZM100 106V105H99ZM171 106V105H170ZM228 106V105H227ZM251 106V107H250ZM16 107H14V108H16ZM67 107V106H66ZM78 107V104L76 103V104H74V109H76ZM81 107V106H80ZM79 107V108H80ZM83 107V106H82ZM202 107V106H201ZM200 107V108H201ZM37 109H38V107H36ZM35 108V109H36ZM56 108V107H55ZM96 108V107H95ZM238 108V107H237ZM2 109H4L3 111H2ZM36 109V110H37ZM53 109H54V107H53ZM57 109V108H56ZM69 109H71L70 108V106H69ZM73 109V110H74ZM175 109V108H174ZM180 109V110H181ZM244 109V108H243ZM16 110V109H15ZM35 110V111H36ZM45 110V109H44ZM47 110V109H46ZM55 110V109H54ZM162 110H164V109H162ZM213 110V109H212ZM56 111V110H55ZM54 111V112H55ZM78 111H81V113H83L82 112V110L80 109V110H78ZM78 111H77V113H78ZM134 111V112H135ZM177 111V110H176ZM201 111V110H200ZM214 111V110H213ZM235 111V110H234ZM245 111H246V109H245ZM244 111V112H245ZM74 112V111H73ZM135 112V113H136ZM199 112V111H198ZM227 112V111H226ZM228 112H229V110H228ZM227 112V113H228ZM51 113V111H49V113L48 114H50ZM57 113V112H56ZM80 113V112H79ZM78 113V114H79ZM106 113V112H105ZM201 113V112H200ZM210 113V112H209ZM38 114V116H39V114H40V116L42 115V116H44L43 115V112H42V114L41 113H35V115H37ZM46 114V113H45ZM138 114H133V115H138ZM208 114V113H207ZM210 114H212V112L210 113ZM80 115V114H79ZM82 115V114H81ZM80 115V116H81ZM85 115V114H84ZM209 115V114H208ZM215 115H216V113H215ZM227 115V114H226ZM226 115H224V116H226ZM229 115V114H228ZM42 116H41V118H42ZM79 116V117H80ZM132 116V115H131ZM188 116V115H187ZM199 116V115H198ZM217 116H219V115H217ZM223 116V118H225ZM46 117V116H45ZM49 117V116H48ZM51 117V116H50ZM53 117V116H52ZM85 117V116H84ZM138 117H139V115H138ZM176 117V116H175ZM210 117H213V114H212V116L210 115ZM220 117V116H219ZM21 118H23V119H21ZM40 118V117H39ZM41 118L39 119V121H43V120H41ZM44 118V117H43ZM42 118V119H43ZM95 118V117H94ZM99 118V117H98ZM109 118H111L110 116H108L107 114H102L101 115V121H103V123H109L108 121H109ZM186 118V117H185ZM196 118H198V117H196ZM35 119V118H34ZM36 119H38V118H36ZM55 119V118H54ZM57 119V118H56ZM122 119V118H121ZM123 119H124V117H123ZM6 120H8V122H6ZM52 120V119H51ZM75 120H77V119H75ZM88 120V119H87ZM93 120H97L98 121V119H93ZM111 120V119H110ZM119 120V119H118ZM126 120V119H125ZM129 120H130V117H129ZM128 120V121H129ZM131 120L132 121H135V125H136V123H137V121L136 120H138L137 119V116L136 117H134L133 116V118H131ZM174 120H176V119H174ZM209 120H210V118H209ZM209 120H208V122H209ZM223 120V119H222ZM39 121H37L38 123H39ZM55 121H57V120H55ZM61 121V120H60ZM59 121V122H60ZM122 121V120H121ZM187 121V120H186ZM185 121V122H186ZM190 121V120H189ZM196 121V120H195ZM225 121V120H224ZM4 122H6V124L8 125L7 126V128H6V124L4 123ZM34 122H35V120H34ZM44 122H45V120H44ZM52 122V121H51ZM50 122V123H51ZM58 122V123H59ZM67 122H70V121H67ZM66 122V123H67ZM87 121L85 120V118H83V117H81L79 120H78V123H80V124H82V125H85V123H86ZM130 122V121H129ZM191 122V121H190ZM197 122V121H196ZM213 122L214 121H212V124L211 125H213ZM220 122V121H219ZM53 123V122H52ZM71 123L72 122H70V126H72L71 125ZM102 123V124H103ZM122 123V122H121ZM126 123V122H125ZM199 123V122H198ZM215 123V122H214ZM14 124V125H13ZM16 124V125H15ZM33 124V123H32ZM36 124L37 123H35V125L34 126H36ZM40 124V123H39ZM55 124H57V122H55ZM73 124H74V122H73ZM165 124V123H164ZM175 124L176 123H174V125L173 126H175ZM189 124V123H188ZM195 124H197V123H195ZM228 124V123H227ZM227 124H226V126H227ZM233 124V123H232ZM19 125V126H18ZM47 125H49V124H47ZM46 125V126H47ZM62 125H64V124H62ZM68 126H69V124H67ZM75 125H77V124H75ZM122 125V124H121ZM121 125H119V126H121ZM139 125V126H140ZM177 125H179V124H177ZM176 125V126H177ZM206 125V124H205ZM17 126V127H16ZM37 126H39V125H37ZM74 126V125H73ZM123 126V125H122ZM126 126V125H125ZM129 126V125H128ZM138 126V125H137ZM136 126V127H137ZM175 126V129L177 128ZM195 126V125H194ZM193 126V127H194ZM202 126H204V125H202ZM209 126V125H208ZM208 126H206V127H208ZM27 127V128H28ZM33 127V126H32ZM31 127V128H32ZM67 127V126H66ZM65 127V128H66ZM100 127H102V126H100ZM143 127H144V125H143ZM192 127V128H193ZM197 127H199V125H197ZM211 127V126H210ZM213 127V126H212ZM211 127V128H212ZM229 127V126H228ZM231 127V126H230ZM63 128H64V126H63ZM70 128V127H69ZM69 128H67V129H69ZM72 128V133H75V134H77V127H71ZM141 128V127H140ZM191 128V126L189 127V129ZM196 128V127H195ZM225 128V127H224ZM37 129V128H36ZM103 129H104V126H103ZM148 129V128H147ZM174 129V130H175ZM230 129V128H229ZM26 130V129H25ZM79 130H80V128H79ZM143 130H144V128H143ZM197 130H198V128H197ZM201 130V129H200ZM208 130V129H207ZM202 131L201 130V132L199 133V136L201 137V138H212L213 140H214V142L213 143H215L216 145H213V146H216V148L219 150L218 152L220 153V155H221V153H222V155H225V157H226V154H224V153H228V147H227V144H225V140H224V138L226 139V136L224 137V135H227V134H225L226 133V131H225V133L223 134V127H222V125H220V124H216L212 129H209L208 131ZM231 130V129H230ZM27 132H28V130H26ZM25 131V132H26ZM62 131V130H61ZM65 131H67V130H65ZM68 131H70V130H68ZM104 131V130H103ZM103 131H100V132H102L103 133ZM112 131V130H111ZM138 131V130H137ZM177 131H179V130H177ZM56 132V131H55ZM147 132V131H146ZM158 132V131H157ZM165 132V131H164ZM199 132V131H198ZM227 132H229V131H227ZM235 132V133H236ZM14 133V132H13ZM59 133V132H58ZM57 133V134H58ZM70 133V132H69ZM106 134H107V132H105ZM174 133V132H173ZM54 134V133H53ZM57 134H55V135H57ZM74 134V135H75ZM110 134V133H109ZM158 134V133H157ZM196 134V131L193 129V130H191V131H189V135H190V137H193L194 135ZM231 134H232V132H231ZM21 135H23V134H21ZM55 135H53V136H55ZM141 135H143V134H141ZM173 135V134H172ZM234 135H236V134H234ZM46 136H47V134H46ZM72 136V135H71ZM79 136H80V133H79ZM112 136V135H111ZM131 136H132V134H131ZM134 136H135V134H134ZM133 136V137H134ZM140 136V135H139ZM222 136H223V139H220V137L222 138ZM228 136V135H227ZM230 136V138H231V136L232 135H229ZM239 136V135H238ZM56 137V136H55ZM59 137V136H58ZM69 137H70V135H69ZM107 137V136H106ZM110 137V136H109ZM136 137V136H135ZM142 137V136H141ZM4 139H5V137H3ZM104 138H105V136H104ZM108 138V137H107ZM111 138V137H110ZM132 138V137H131ZM130 138V139H131ZM137 138V137H136ZM143 138H144V136H143ZM142 138V139H143ZM158 138H160V137H158ZM175 138V137H174ZM208 138H207V140H208ZM233 138H234V136H233ZM8 139V138H7ZM39 139V138H38ZM58 139H60V137L58 138ZM125 139H127V138H125ZM129 139V140H130ZM141 139V138H140ZM196 139V138H195ZM211 139V140H212ZM232 139V138H231ZM237 139V138H236ZM36 140V139H35ZM44 140V139H43ZM73 140V139H72ZM107 140V139H106ZM109 140V139H108ZM112 140V139H111ZM135 140V139H134ZM138 140H139V138H138ZM148 140V139H147ZM157 140H159V139H157ZM163 140L164 141H170L169 140V138L166 136V137H164L163 138ZM178 140V139H177ZM190 140V139H189ZM192 140V139H191ZM197 141H198V139H196ZM196 140H195V142H196ZM201 140V139H200ZM244 140V139H243ZM5 141H6V139H5ZM128 141V140H127ZM186 141V140H185ZM203 141V140H202ZM232 141V140H231ZM237 141V140H236ZM74 142V141H73ZM109 142V141H108ZM115 142L116 141H114V144H115ZM125 142V141H124ZM144 140L142 141L141 140V143L140 144H138V146H140V145H144ZM148 142H149V140H148ZM151 142V141H150ZM156 142H158V141H156ZM155 142V143H156ZM160 142H162L161 140H160ZM188 142V141H187ZM199 142V141H198ZM206 143H207V141H205ZM226 142H228V141H226ZM234 142V141H233ZM245 142V143H246ZM10 143V142H9ZM8 142H6V144L8 145L9 144ZM42 141H40V140H38L37 142H36V144H35V142H34V146L32 145V146H28V147H30L29 148V152H33L34 150H36L37 149V144H40V145H42ZM59 143L60 142H58V145H59ZM69 143V142H68ZM118 143V142H117ZM132 143V141L130 142V144ZM136 143V142H135ZM173 143V142H172ZM201 143H203V142H201ZM201 143H200V145H201ZM230 143V142H229ZM238 143H239V141H238ZM243 143H244V141H243ZM44 144V143H43ZM46 144H47V142H46ZM52 144V143H51ZM73 144V143H72ZM111 144H112V141H111ZM113 144V145H114ZM128 144H129V141H128ZM147 144V143H146ZM159 144V143H158ZM158 144H153L156 148H157V150L159 151L160 150V145H158ZM163 144V143H162ZM171 144V143H170ZM230 144H232V143H230ZM234 144V143H233ZM16 145V144H15ZM54 145H56V144H54L53 143V146ZM125 145V144H124ZM209 145H210V142H209ZM239 145H241L242 147L245 145H242V142L239 144ZM245 145V146H246ZM2 146V145H1ZM1 146H0V159H1V161H0V189L1 190H3L2 188H5V187H7L9 184L7 183L8 181H5L4 179H2L1 177H2V174L4 173V172H6V168H4L5 166H6V164L8 163L7 161H8V156H9V153H10V145H8L9 146V148H8V150L6 151V149L4 150V149H2L1 148ZM43 147H44V145H42ZM46 146V145H45ZM61 146L63 147V144L61 143ZM117 146V145H116ZM118 146H119V144H118ZM134 146V145H133ZM133 146H131V145H129L128 146V148H129V150H131V149H134V147ZM163 146V145H162ZM161 146V147H162ZM192 146H194V145H192ZM202 146H204V145H202ZM233 146V145H232ZM40 147V146H39ZM57 147H59L60 148V146H57ZM57 147H55V148H57ZM190 147V146H189ZM206 147V146H205ZM209 147V146H208ZM7 148V147H6ZM12 148V147H11ZM27 148V147H26ZM46 148V147H45ZM44 148V149H45ZM51 148V147H50ZM106 148V147H105ZM119 148H120V146H119ZM141 148H143V147H141ZM145 148V147H144ZM176 148V147H175ZM211 148V147H210ZM209 148V149H210ZM214 148V147H213ZM237 148V147H236ZM244 148V147H243ZM41 149V148H40ZM39 149V150H40ZM49 148H46V150H48ZM53 149H54V147L51 149L52 151H53ZM106 149H108V148H106ZM112 149H113V147H112ZM121 149H122V147H121ZM120 149V150H121ZM124 149V148H123ZM127 149V148H126ZM138 149V148H137ZM152 149V148H151ZM231 149V148H230ZM233 149V148H232ZM246 149V148H245ZM109 150V149H108ZM115 150H116V148H115ZM119 150V151H120ZM147 150V149H146ZM250 150H248V151H250ZM28 151V150H27ZM107 151V150H106ZM111 151V150H110ZM118 151V150H117ZM116 151V152H117ZM134 151V150H133ZM137 151V150H136ZM141 151V150H140ZM148 151V150H147ZM28 152V153H29ZM37 152V151H36ZM113 152V151H112ZM115 152V151H114ZM127 152V151H126ZM130 152V151H129ZM138 152H139V149H138ZM151 152V151H150ZM149 152V153H150ZM154 152V151H153ZM236 152H238V151H236ZM38 153V152H37ZM58 153V152H57ZM133 153V152H132ZM134 153H136V152H134ZM143 153H144V151H143ZM145 153H146V151H145ZM148 153V152H147ZM146 153V154H147ZM152 153V152H151ZM243 153V152H242ZM23 155H24V153H22ZM25 154H27V152L25 153ZM51 154V153H50ZM60 155L62 154L61 152L59 153ZM59 154H57V156L59 157ZM80 154V153H79ZM79 154H77V155H79ZM108 154H109V152H108ZM114 154V153H113ZM168 154V153H167ZM229 154V153H228ZM238 154V153H237ZM236 154V155H237ZM244 155L243 156H245V150H244V153H243ZM246 154L248 155V153H247V150H246ZM21 155V154H20ZM29 155V157H30V154H28ZM31 155H32V153H31ZM39 155V154H38ZM53 155V154H52ZM51 155V156H52ZM110 155H112V153H110ZM118 154L116 153V156H117ZM131 155V154H130ZM140 155V154H139ZM143 155V154H142ZM163 153H161V151L158 153V156H160V158H162L163 156ZM202 155V154H201ZM205 155V154H204ZM231 155V154H230ZM235 155V156H236ZM239 155V154H238ZM246 155V156H247ZM250 155V154H249ZM35 156L36 155H34V158H35ZM119 156H120V154H119ZM122 156V155H121ZM155 156V155H154ZM162 156V157H161ZM233 159H234V152H233ZM241 157H243L242 155H240ZM28 157V158H29ZM42 157V156H41ZM40 157V158H41ZM79 157H80V155H79ZM198 157V156H197ZM196 157V158H197ZM205 157V156H204ZM204 157H202V158H204ZM222 157V156H221ZM231 157V156H230ZM229 157V158H230ZM241 157H237V158H239V159H237L236 157H235V160L237 159V160H240V158ZM78 158V157H77ZM199 158V157H198ZM206 158V157H205ZM224 158V157H223ZM223 158H220V160L222 159L223 160ZM228 158V157H227ZM232 158V157H231ZM246 158V157H245ZM248 158V157H247ZM246 158V159H247ZM18 159H21V158H19L18 157ZM80 159H81V157H80ZM79 159V160H80ZM123 159V158H122ZM121 159V160H122ZM189 159H190V157H189ZM201 159V158H200ZM226 159V158H225ZM223 160V161H221V162H219V164H216L215 166H213L211 163H210V166H211V168H214V167H220L221 165H223L227 160ZM56 160V159H55ZM127 160H128V158H127ZM162 160V159H161ZM187 160H188V158H187ZM219 160V161H220ZM232 160V159H231ZM241 160H243V158L241 159ZM245 160V159H244ZM20 161V160H19ZM37 161H38V164H39V159H37ZM54 161V160H53ZM64 161V160H63ZM123 161V160H122ZM135 161H137V160H135ZM134 161V162H135ZM160 161V160H159ZM188 161H190V160H188ZM205 161H206V159H205ZM208 161V160H207ZM233 161V160H232ZM246 161V160H245ZM191 162V161H190ZM218 162V161H217ZM240 162H242V161H240ZM239 161H238V163H240ZM54 163H55V161H54ZM53 163V164H54ZM74 163V162H73ZM125 163V162H124ZM133 163V162H132ZM137 163V162H136ZM136 163H134V164H136ZM160 163V162H159ZM192 163V162H191ZM206 163V162H205ZM223 163V164H222ZM232 163V162H231ZM233 163H234V161H233ZM236 163V162H235ZM243 163H244V161H243ZM43 164V163H42ZM71 164V163H70ZM127 164V163H126ZM131 164V163H130ZM161 164V163H160ZM163 164V163H162ZM185 164V163H184ZM183 164V165H184ZM246 164V163H245ZM35 165V164H34ZM60 165V164H59ZM128 165V164H127ZM159 165V164H158ZM182 166V163H178L177 165H175L174 166V164H173V166H171V170L168 168L167 170H168V173H169V175L171 176V179H172V182H171V184L174 186V184L175 185H177V184H180V183H182V184H184V187H185V190L184 189H182V190H184V191H182V192H186V191H189V189L190 188H192V187H194V189H195V191L198 193V195H196V200H194V202L195 203H193V206H191V207H189L190 205L188 204V208L186 209V214L187 215H189V214H193V211H195V213L196 212H198L201 208H202V204L203 203H201V201L199 200L200 199V195H203L204 193L203 192H208V191H211L212 192V190H213V193H215L216 194V198H217V200H220V202L221 201H223V203H225L226 204V206L227 205H230L231 204V202H233V199H232V194H234V189H236L234 186L233 187H230L229 189H226L222 184L223 183H221V179H222V177H223V175H220V174H218L217 176H216V172H212L214 175L213 176H216L214 179H215V183H214V185L213 184H211V185H209L207 188H204V187H202L201 186V184H200V182L196 179V177H195V175H194V173L191 171V170H189V168H188V166L187 167H185L186 166V164H185V166L184 167H182V168H180L181 166ZM189 165V164H188ZM204 165V164H203ZM202 165V166H203ZM238 165V164H237ZM240 165H241V163H240ZM243 165V164H242ZM247 165H249L248 163H247ZM246 165V166H247ZM11 166V165H10ZM16 166H18V167H20V165H16ZM41 166V165H40ZM43 166V165H42ZM41 166V167H42ZM61 166V165H60ZM60 166H58L59 168H61ZM67 166V165H66ZM137 166V165H136ZM17 167V168H18ZM33 167V166H32ZM38 167V166H37ZM54 167V166H53ZM69 167V166H68ZM102 167V166H101ZM139 167V166H138ZM170 167V166H169ZM208 167V166H207ZM239 167H241V166H238V168H236V170L237 169H240ZM7 168H8V166H7ZM36 168V167H35ZM63 168V167H62ZM98 168H99V166H98ZM97 168V169H98ZM136 168V167H135ZM204 168H205V166H204ZM243 168H245V165L243 166ZM10 169H11V167H10ZM10 169H8V171L7 172H9V170ZM13 169V168H12ZM23 169V168H22ZM33 169V168H32ZM56 169V168H55ZM64 169V168H63ZM66 169V168H65ZM100 169L101 168H99V172L98 171H96V172H98V173H100V175L98 176V174H96L100 179H101V181L100 182H105L106 184H112L113 183V178L110 176V175H108V173H106V172H102L101 173V171H100ZM142 169V168H141ZM141 169H139V171H141ZM19 170H20V168H19ZM24 170V169H23ZM30 170V169H29ZM131 170V169H130ZM137 170H138V168H137ZM198 170H200V169H198ZM244 170V169H243ZM18 171V170H17ZM31 171V170H30ZM29 171V172H30ZM34 171V170H33ZM32 171V172H33ZM106 171V170H105ZM142 171H144L143 169H142ZM141 171V172H142ZM212 171H214V170H212ZM238 171V170H237ZM237 171H236V173H237ZM241 171V170H240ZM239 171V172H240ZM23 172V171H22ZM22 172H19V173H22ZM31 172V173H32ZM37 172H39V170H37ZM55 172V171H54ZM95 172V171H94ZM221 172V171H220ZM228 172V171H227ZM227 172H225V174L227 173ZM238 172V173H239ZM56 173V172H55ZM93 173V172H92ZM165 173V172H164ZM223 173V172H222ZM232 173H234L235 174V172H232ZM231 173V174H232ZM245 174H246V172H244ZM243 173V174H244ZM24 174V173H23ZM30 174V173H29ZM143 173H141V175H142ZM145 174H147V171H146V173ZM144 174V175H145ZM149 174V173H148ZM147 174V175H148ZM228 174V173H227ZM230 174V173H229ZM233 174V175H234ZM241 174H242V172H241ZM239 175L238 174V176H242V175ZM52 175V174H51ZM130 175H131V173H130ZM249 175H248V177H249ZM21 176V175H20ZM19 176V177H20ZM23 176V175H22ZM31 176V175H30ZM29 176V177H30ZM72 176H74V175H72ZM113 176V175H112ZM149 176V175H148ZM212 176V177H213ZM236 176V175H235ZM23 177H26V176H23ZM36 177H39V176H36ZM44 177V176H43ZM47 177H49V175L47 176ZM53 177H55V176H53ZM211 177V178H212ZM28 178V177H27ZM45 178V177H44ZM98 178V179H99ZM149 178H150V176H149ZM24 179V178H23ZM30 179V178H29ZM47 180H48V178H46ZM53 179V178H52ZM58 179V178H57ZM61 179V178H60ZM68 179H70V177L68 178ZM71 179H73V178H71ZM136 179V178H135ZM142 179V178H141ZM146 180L148 179V177H146L145 178ZM152 179V178H151ZM236 179H238L237 178V176H236V178H235V180ZM250 179V178H249ZM27 180V179H26ZM46 180V181H47ZM96 181H98L97 179H95ZM95 180H91L92 182H94ZM10 181V180H9ZM25 180H23V182H24ZM28 181V180H27ZM53 181V180H52ZM51 180H50V182L49 183H52L53 184V182H52ZM91 181H89L90 183H91ZM116 180H114V182H115ZM119 181V180H118ZM137 181H140V180H137ZM142 181V180H141ZM144 181V180H143ZM142 181V182H143ZM149 181V182H148ZM152 181V180H151ZM239 181H240V179H239ZM89 182H88V185H89ZM99 182V181H98ZM102 182V183H103ZM147 182V185H149V184H151L150 183V180H147L146 181ZM145 182V183H146ZM235 182H237V181H235ZM57 183V182H56ZM60 183H62L61 182V180H60ZM68 183V182H67ZM72 183V182H71ZM95 183V182H94ZM94 183H92L93 185H94ZM139 183H141V182H139ZM138 183V184H139ZM144 183V182H143ZM144 183V184H145ZM174 183V184H173ZM240 183V182H239ZM238 183V184H239ZM242 183V182H241ZM246 183V182H245ZM115 184V183H114ZM113 184V185H114ZM117 184V183H116ZM137 183H135V185H136ZM167 184V183H166ZM238 184H237V187H238ZM246 184V185H247ZM51 185V184H50ZM50 185H48V186H50ZM59 185V184H58ZM58 185H57V187H58ZM64 186H61L60 187V189H59V191H60V193H59V196H64V194L65 193H63V192H66V194H67V192H68V190L69 189H71L72 187H70V185H66V184H63ZM91 185V184H90ZM100 185H102L101 183H100ZM141 185V184H140ZM169 185V184H168ZM20 186V185H19ZM53 186H56V185H53ZM53 186H51L52 187V189H54V187ZM108 186V185H107ZM139 186V185H138ZM171 186V185H170ZM9 187V186H8ZM7 187V188H8ZM35 187V186H34ZM75 187H77V186H75ZM112 187V186H111ZM127 187V186H126ZM140 187V186H139ZM138 187V188H139ZM174 187H176V186H174ZM228 187V186H227ZM247 187H248V185H247ZM21 188H23V187H18V190H20V192L22 191L21 190ZM93 188V187H92ZM102 188H103V186H102ZM123 188L124 187H122V190H123ZM134 188V187H133ZM138 188H137V190H138ZM142 188H144V187H142ZM145 188H146V186H145ZM241 188V187H240ZM240 188L238 187L237 188V190L239 189V192H240ZM56 189H58V188H55V190ZM73 189H74V187H73ZM97 189V188H96ZM104 189V188H103ZM105 189H106V187H105ZM121 189V188H120ZM129 189V186H128V188H127V190ZM174 189V188H173ZM173 189L171 190V188L169 189V190H171V191H173ZM8 190V192L6 191V189H5V191H2L0 194L2 195H0V199L1 198H5V200L6 199H8L9 200V202L10 201H12V199L13 198H11V190H9V188L7 189ZM36 190H37V188H36ZM108 190V189H107ZM127 190H124V191H127ZM130 190H131V188H130ZM133 190V189H132ZM137 190L135 191V192H137ZM143 190H145V189H143ZM148 190V189H147ZM176 190H177V188H176ZM236 190V192H238ZM245 190H247V189H245ZM52 191H54V190H52ZM51 191V192H52ZM56 191H58V190H56ZM56 191H54L55 193H56ZM70 191V190H69ZM124 191H122V192H124ZM129 191V190H128ZM134 191V190H133ZM149 191H150V189H149ZM175 191V190H174ZM73 192V191H72ZM77 192H78V190H77ZM104 192H105V190H104ZM139 192V191H138ZM141 192V191H140ZM176 192V191H175ZM44 193V192H43ZM50 193V192H49ZM55 193L53 194V195H55ZM61 193H63V194H61ZM70 193V192H69ZM74 193H76V192H74ZM115 193V192H114ZM116 193H118V192H116ZM147 193V192H146ZM174 193V192H173ZM209 193V192H208ZM61 194V195H60ZM71 194V193H70ZM73 194V193H72ZM85 194V193H84ZM141 194H143V193H141ZM195 194V193H194ZM23 195V194H22ZM57 195V194H56ZM83 195V194H82ZM81 195V196H82ZM118 195V194H117ZM148 195H150L149 193H148ZM175 195V194H174ZM183 195V194H182ZM190 195V194H189ZM48 196V195H47ZM67 196H68V194H67ZM75 196H77V195H75ZM151 196V195H150ZM149 196V197H150ZM156 196V195H155ZM159 196V195H158ZM177 196H180V195H178L177 194ZM185 196V195H184ZM183 196V197H184ZM197 196H199V197H197ZM207 196H209V194H207ZM44 197V196H43ZM51 197V196H50ZM57 197H58V195H57ZM65 197H66V195H65ZM83 197H84V195H83ZM117 197V196H116ZM136 197V196H135ZM139 197V196H138ZM161 197V196H160ZM182 197V198H183ZM212 197V196H211ZM77 198V197H76ZM81 197L80 196H78V199H80ZM146 198V197H145ZM151 198V197H150ZM150 198H149V200H148V197L146 198L147 200V202H151L152 200H150ZM158 198V197H157ZM165 198V197H164ZM175 198H176V196H175ZM202 198H204L203 196H202ZM202 198H201V200H202ZM214 198V197H213ZM45 199H46V196H45ZM48 199H49V197H48ZM64 199V198H63ZM67 199V198H66ZM69 200H70V198H68ZM82 199V198H81ZM84 199V198H83ZM86 199V198H85ZM121 199V198H120ZM136 199H138V198H136ZM141 199V198H140ZM143 199V198H142ZM141 199V200H142ZM178 199V198H177ZM185 199V198H184ZM14 200V199H13ZM62 200V199H61ZM61 200H59V203H61L62 201ZM65 200V199H64ZM69 200H68V202H69ZM132 200V199H131ZM130 200V201H131ZM157 200V199H156ZM193 200V199H192ZM242 200V199H241ZM15 201H17V200H15ZM72 201V200H71ZM78 201H80V200H78ZM144 201V200H143ZM162 201V200H161ZM173 201V200H172ZM179 201V200H178ZM180 201H181V198H180ZM13 202V201H12ZM11 202V203H12ZM68 202H67V204H68ZM85 201H83V203H84ZM135 202V201H134ZM141 202V201H140ZM140 202H138V203H140ZM164 202V201H163ZM214 202V201H213ZM212 202V203H213ZM245 202H242V201H237L236 202V204H235V206L237 207V210H238V214H237V216L235 217L234 215V217L232 216V215H230L229 214V216L227 217V218H224L223 220L221 219V222L223 221V224L225 223V225L227 224V223H229L230 225H232L231 226V233H232V231H234V230H236L235 229V226H236V219H238L239 218V220H240V218H242L243 216L245 217V211H246V209H245ZM65 202H63V204H64ZM76 203V202H75ZM82 203V202H81ZM137 203V202H136ZM135 203V204H136ZM174 203V202H173ZM175 203H177V202H175ZM190 203V202H189ZM215 203H217V202H215ZM55 204V203H54ZM72 204H73V202H72ZM99 204V203H98ZM144 204H146L145 202H144ZM162 204H164V203H162ZM191 204H192V201H191ZM218 204V203H217ZM224 204V205H225ZM11 205V204H10ZM10 205H8V207H10ZM17 205V204H16ZM15 204H12L11 205V207H13V206H15V207H17ZM59 205V204H58ZM57 205V206H58ZM76 205V204H75ZM77 205H78V203H77ZM96 205V204H95ZM123 205H125V206H133V203H125V204H123ZM123 205L121 206V204L119 203V201L118 202H115V204H114V207L116 208V218H117V221L121 224V226L123 227L122 229H124V231L125 232H127L128 234H132V235H134V234H136V235H138V237L140 238V240L141 241H143V242H146V241H150V239H151V237L150 236H148L147 235V233H145L144 232V230L145 229H147V228H145L144 230H143V227H142V230L143 231H141V229H139L138 228V225H137V220L140 218H137V216H135V214H133L135 211H137V207H136V205H134L133 207H131V209L128 207V209H130V213L131 214H126V215H124V208H123ZM149 205H151V204H149ZM213 205H215L214 203H213ZM218 205H220V204H218ZM60 206H61V204H60ZM59 206V207H60ZM63 206V205H62ZM91 206H93V204L91 205ZM99 206L101 207L102 205L101 204H99ZM138 206V205H137ZM145 206V205H144ZM147 206V205H146ZM145 206V207H146ZM217 206V205H216ZM222 206V205H221ZM221 206H219L220 208H221ZM7 207V208H8ZM81 207V206H80ZM84 207V206H83ZM103 207H104V205H103ZM218 207V206H217ZM216 207V208H217ZM14 208V207H13ZM22 208V207H21ZM91 208V207H90ZM96 208V207H95ZM98 208V207H97ZM102 208V207H101ZM139 208V207H138ZM147 208V207H146ZM151 208H152V206H151ZM6 208H5V206H1L0 205V216H1V214L3 213V211L5 210ZM66 209H68V208H66ZM80 209H82V208H80ZM79 209V210H80ZM84 209H88V208H84ZM106 209V208H105ZM107 209H108V207H107ZM106 209V210H107ZM145 209V208H144ZM236 209V208H235ZM7 210V209H6ZM16 210V209H15ZM22 210V209H21ZM21 210H19V212L21 211ZM94 210V209H93ZM101 210H104V208L103 209H101ZM228 210H229V208H228ZM233 210V209H232ZM68 211V210H67ZM70 211V210H69ZM84 210L82 209V212H83ZM85 211H87V210H85ZM97 211V210H96ZM227 211V210H226ZM254 211V210H253ZM262 211V210H261ZM5 212V211H4ZM23 212V211H22ZM59 212H60V210H59ZM63 211H61V213H62ZM81 212V213H82ZM89 213H91L90 211H88ZM106 212V211H105ZM153 212V211H152ZM152 212H151V210H150V208H149V210L147 209V212H146V214H145V217L144 218H142L141 219V221L143 222V224L146 226V225H150V226H152L153 224H155V221H154V219L155 218H153L152 217ZM78 213V212H77ZM80 213V212H79ZM79 213H78V215H79ZM231 213V212H230ZM234 213V212H233ZM261 213V212H260ZM259 213V214H260ZM4 214V213H3ZM18 214V213H17ZM24 214V213H23ZM30 214V213H29ZM28 214V215H29ZM72 213H70V215H71ZM82 214H86V213H82ZM81 214V215H82ZM88 214V213H87ZM107 214V213H106ZM155 214V213H154ZM197 214V213H196ZM199 214H200V212H199ZM222 214H223V212H222ZM225 214V213H224ZM232 214V213H231ZM235 214V213H234ZM256 214V213H255ZM263 214V213H262ZM8 215V214H7ZM6 215V216H7ZM21 215V214H20ZM19 215V216H20ZM66 216V217H68L67 215V213H64L63 214V216ZM90 215V214H89ZM84 216L85 217V226L83 225V227H79L77 230H78V232L77 233H80V232H82V231H86L87 232V230L89 229V230H91L92 229V231L93 232H91V233H97V235H98V232L100 231L101 232V234H102V225H101V223H100V225H97V219H94V218H92L93 217V212H92V215H90V216ZM164 215V214H163ZM183 215V214H182ZM202 215L203 214H201V215H198V216H200V217H202ZM228 215V214H227ZM251 215V214H250ZM256 215H258V214H256ZM256 215H255V218H256ZM5 216V217H6ZM18 216V215H17ZM17 216H16V218H17ZM72 216L73 215H71V218H72ZM80 216V215H79ZM92 216V217H91ZM168 216H170V215H168ZM175 216V215H174ZM186 216V215H185ZM184 216V217H185ZM212 216H215V215H212ZM262 216V215H261ZM3 217H4V215H3ZM23 217V216H22ZM29 217V216H28ZM83 217V218H84ZM115 217V216H114ZM175 217H179L178 216V214H177V216H175ZM175 217H172L173 219L175 218ZM194 217V216H193ZM206 217H207V215H206ZM254 217V216H253ZM260 216L258 215V218H257V220L256 221H258L260 218H262V217H260ZM7 218V217H6ZM9 218V217H8ZM16 218L14 219V220H16ZM26 218V217H25ZM62 218H64V217H62ZM69 218V217H68ZM70 218V219H71ZM92 218V219H91ZM96 218V217H95ZM182 218V217H181ZM192 218V217H191ZM203 218H205V217H203ZM209 218H211V217H209ZM214 218V217H213ZM246 218H248V216L246 217ZM264 218V217H263ZM262 218V219H263ZM27 219V218H26ZM184 219H186V218H184ZM208 219V218H207ZM250 219V218H249ZM249 219H248V221H249ZM261 219V220H262ZM1 220V219H0ZM14 220H12V218H11V221H14ZM66 220V219H65ZM72 220V219H71ZM70 220V221H71ZM73 220H75L74 218H73ZM83 220V221H84ZM101 220V219H100ZM155 220H157V216H156V219ZM191 220V219H190ZM209 220V219H208ZM211 220V219H210ZM214 220V219H213ZM244 220V219H243ZM243 220H241V221H243ZM251 220V219H250ZM264 220V219H263ZM11 221H9V222H11ZM16 221H18V219L16 220ZM68 222H69V220H67ZM80 221V220H79ZM78 221V222H79ZM184 221V220H183ZM206 221V219H204V222ZM216 221V220H215ZM260 221V220H259ZM15 222V221H14ZM71 222H73V221H71ZM101 222V221H100ZM104 222V221H103ZM107 222V221H106ZM169 222V221H168ZM173 222V221H172ZM176 222H178V221H176ZM210 222V221H209ZM221 222H219V223H221ZM251 222V221H250ZM262 222H264V221H261V223ZM26 223V220L24 219V218H20V220H19V222L17 223V229H16V234H15V237H17L18 239H22L23 237L25 238V236L28 238V239H35L34 240V242H35V244H40L39 242H40V239H39V236H37L36 235V233L34 232V226H30V225H27V224H25ZM70 223V222H69ZM68 223V224H69ZM76 222H74V224H75ZM82 223V222H81ZM141 223V222H140ZM158 223V222H157ZM161 225H162V227L163 226H165L166 227V224H167V219H164V218H162V222H159ZM171 223V222H170ZM181 223H183V222H181ZM1 224L4 226L3 227V229L2 230H0V235L1 234H3L4 235V231L5 230H7L8 229V227L9 226H6V220H1ZM9 224V223H8ZM12 224V222L10 223V225ZM16 224V223H15ZM30 224V223H29ZM72 224V223H71ZM70 224V225H71ZM83 224V223H82ZM99 224V223H98ZM104 224V223H103ZM172 224V223H171ZM178 224V223H177ZM205 224V223H204ZM209 224V223H208ZM208 224H206V225H208ZM211 224V223H210ZM239 224H240V222H239ZM142 225V224H141ZM176 225V224H175ZM180 225V224H179ZM213 225H214V223H213ZM219 225V224H218ZM221 225V224H220ZM12 226H14V225H12ZM104 226H106V225H104ZM159 226V225H158ZM180 226H182V224L180 225ZM227 226V225H226ZM0 227H1V225H0ZM71 227H72V225H71ZM70 227V228H71ZM107 227H108V225H107ZM141 227V226H140ZM159 227H161V226H159ZM161 227V229L163 230L164 228H162ZM172 227V226H171ZM170 227V231H168V232H164V234L162 235V236H160L161 237V241L159 240V241H157V243H165V244H167V242H168V240H169V238H171L170 239V241L171 240H173V239H175L174 238V235L176 236L177 234H175V233H177L178 232V229H175L174 227H172L171 228ZM211 227V226H210ZM220 227V226H219ZM223 227H224V225H223ZM238 227V226H237ZM11 228H13V227H11ZM73 228V227H72ZM74 228H75V226H74ZM74 228H73V230H74ZM84 228V229H83ZM105 228V227H104ZM200 228V227H199ZM209 228V227H208ZM220 228H222V227H220ZM10 229V228H9ZM106 229V228H105ZM189 229V228H188ZM210 229V228H209ZM223 229H225V228H223ZM250 228H248V230H249ZM11 230V229H10ZM88 230V231H89ZM107 230H109V228L107 229ZM149 230V229H148ZM151 230V229H150ZM197 230H198V228H197ZM196 230V231H197ZM220 230V229H219ZM226 230V229H225ZM254 230V229H253ZM37 231V230H36ZM76 231V230H75ZM80 231V232H79ZM105 231V230H104ZM224 230H222L221 232H223ZM227 231V230H226ZM244 231H246V230H244ZM106 232V231H105ZM187 232L189 233V231L187 230ZM248 232V234L246 235V239L249 237V238H252V234H254V232L252 233V232H249V231H247ZM246 232V233H247ZM76 233V232H75ZM76 233V234H77ZM83 233V232H82ZM89 233V232H88ZM110 233V232H109ZM163 233V232H162ZM161 233V234H162ZM191 233V232H190ZM200 232H197V233H195V236H196V238L197 237H199V239H200V237H203L201 234H199ZM220 233V232H219ZM236 233V232H235ZM244 233V232H243ZM74 234V233H73ZM90 234V233H89ZM107 234H108V232H107ZM150 234V233H149ZM94 235H96V234H94ZM100 235V234H99ZM104 235H105V233H104ZM200 235V236H199ZM221 235V234H220ZM219 235V236H220ZM236 235V234H235ZM237 235H238V230H237ZM240 235V234H239ZM243 235V234H242ZM254 235H256V234H254ZM152 236V235H151ZM190 236H192L193 237V235H190ZM218 236V237H219ZM221 236H223V235H221ZM4 237V236H3ZM97 237V236H96ZM100 237H101V235H100ZM102 237H103V235H102ZM111 237V236H110ZM110 237H108V238H110ZM192 237H190L191 239H192ZM217 237V238H218ZM254 238H255V236H253ZM23 238V239H24ZM98 238V237H97ZM114 238H116V237H114ZM157 238H159V237H157ZM203 238H205V236L203 237ZM229 238V237H228ZM27 239V240H28ZM87 239H88V237H87ZM87 239H85L84 241L86 242V240ZM90 239V241H91V238H89ZM104 238H102V239H100L101 241H99L100 242V244L98 245V243H97V247H98V253H99V255H102V254H104L105 252H107L106 250L109 248L107 245H109V246H112V247H114V246H116L117 245V241L115 242L114 241V239H113V242L110 240V241H108V240H103ZM230 239V238H229ZM228 239V240H229ZM1 240H3V238L1 239ZM26 240V241H27ZM153 240V239H152ZM193 240V239H192ZM202 241H204L205 239H201ZM206 240H207V238H206ZM218 240V239H217ZM235 240V239H234ZM243 240V239H242ZM252 240H253V238H252ZM30 241V240H29ZM79 241H81V240H79ZM78 241V242H79ZM175 241V240H174ZM174 241H173V243H174ZM189 241H191V240H189ZM188 241V242H189ZM254 241H255V239H254ZM2 242V241H1ZM15 242V241H14ZM22 242V241H21ZM77 242V241H76ZM192 242V241H191ZM205 242V241H204ZM207 242L208 243H204L205 244V247L207 248V251L210 253V254H212L213 253V256H214V258H212V257H210V258H212V261H211V259L209 260V257H206V256H204L203 255V252L201 251V250H198V248H196L195 247V244H191V243H186L185 242V239L184 240H178L177 242H175L174 244L172 243L171 244V246L173 247V254H174V257H175V263L176 264H210L209 263V261H211V264H220V262H219V257L221 256V255H223V253L218 257V253H215L214 252V249H211L210 247H211V245H210V247L208 246L209 245V242H210V240L208 239L207 240ZM217 242H220V241H217ZM221 242H222V240H221ZM220 242V243H221ZM32 243V242H31ZM155 243V242H154ZM229 243V242H228ZM227 243V244H228ZM88 244V243H87ZM86 244V246H88ZM120 244V243H119ZM210 244H211V242H210ZM225 244L226 243H224V245H221L222 246V250H224L225 249ZM230 244V243H229ZM255 244H257L256 242H255ZM26 245V244H25ZM29 245H30V242H29ZM77 245H79V244H77ZM92 245V244H91ZM122 245L124 246V244L122 243ZM158 245V244H157ZM160 245V244H159ZM164 245V244H163ZM162 245V246H163ZM219 245V244H218ZM232 245H233V243H232ZM2 245H0V247H1ZM20 246V245H19ZM85 246V245H84ZM93 246V245H92ZM108 248H107V247ZM119 246V245H118ZM118 246H117V248H118ZM220 246V245H219ZM220 246V247H221ZM229 246V245H228ZM234 246H236L237 248H236V250H242V252H245V259L243 258V256H242V258L243 259H241L242 260V262H243V264H251V261L249 262V258H251V260H253V261H256V263H258V264H264V249L263 250H261L262 252H258L257 251V253L255 252L256 250H254V244H253V241H251L250 239L249 240H245V241H241V240H237L236 241V243L234 244ZM234 246H232V247H234ZM257 246V245H256ZM3 247H4V245H3ZM2 247V248H3ZM31 247H32V245H31ZM112 247H110V248H112ZM22 248V247H21ZM37 248V247H36ZM79 248V247H78ZM120 248V247H119ZM118 248V249H119ZM123 248V247H122ZM155 248H156V245H155ZM161 248H163V247H161ZM203 248V247H202ZM224 248V249H223ZM229 248V247H228ZM256 248V247H255ZM259 248V247H258ZM257 248V249H258ZM32 249V248H31ZM34 249V248H33ZM95 248H93V250H94ZM104 249H106V250H104ZM114 249H115V247H114ZM157 249H158V246H157ZM4 250V249H3ZM97 250V249H96ZM103 250H104V252H103ZM110 250L111 249H109V252H110ZM156 250V249H155ZM159 250V249H158ZM205 250V249H204ZM221 250V249H220ZM229 250L231 251V248H229ZM229 250H226V251H223V252H225L224 254H226V256L228 257V261H229V264H233L232 262H234L235 260H234V258H235V254H234V250L233 251H229ZM9 251V250H8ZM8 251H7V253H8ZM11 251H12V248H11ZM14 251V250H13ZM34 251H36V249L34 250ZM39 251V250H38ZM83 251V250H82ZM87 251H89V250H87ZM117 251H121V255H122V257H126V251H125V253H124V251H122L121 249L120 250H117ZM116 250H115V252H117ZM228 251L230 252V254L228 253ZM23 252H25V251H23ZM28 252H30V250L28 251ZM33 252V251H32ZM31 252V253H32ZM40 252V251H39ZM38 252V253H39ZM84 252H85V250H84ZM157 252V251H156ZM91 253V252H90ZM97 253V252H96ZM108 253V252H107ZM106 253V254H107ZM111 253V252H110ZM149 253V252H148ZM147 253V254H148ZM236 253V252H235ZM20 254V253H19ZM22 254V253H21ZM26 254V253H25ZM34 254V253H33ZM32 254V255H33ZM41 254V253H40ZM171 254H172V252H171ZM208 254V253H207ZM254 254V255H253ZM16 255V254H15ZM14 255V256H15ZM29 255V254H28ZM117 255V257H119V255H118V253L116 254ZM128 255V254H127ZM146 255V254H145ZM149 255H150V253H149ZM244 255V254H243ZM3 256V255H2ZM146 256H148V255H146ZM13 257V256H12ZM17 257V256H16ZM28 257V256H27ZM31 257V256H30ZM37 257V256H36ZM108 257V256H107ZM149 257V256H148ZM222 257H225V255L224 256H222ZM11 258V257H10ZM18 258V257H17ZM21 258V257H20ZM231 258H233L232 260H234V261H231ZM4 259V258H3ZM2 259V260H3ZM22 259V258H21ZM24 259H25V257H24ZM122 259V258H121ZM120 259V260H121ZM124 259V258H123ZM122 259V260H123ZM226 259V263L228 262L227 261V258H225ZM249 259V260H248ZM30 260V259H29ZM66 260V259H65ZM69 260V259H68ZM68 260L67 261H65V262H67L68 263ZM97 260H99V259H97ZM116 260V259H115ZM220 260H221V258H220ZM21 261V260H20ZM24 261V260H23ZM71 261H72V259H71ZM70 261V262H71ZM95 261V260H94ZM94 261H92L93 263H94ZM100 261H101V259H100ZM99 261V262H100ZM106 261H107V259H106V257H104L103 258V262H105L106 263ZM113 261V260H112ZM126 261V260H125ZM158 261V260H157ZM4 262V261H3ZM9 262H10V260H9ZM12 262V261H11ZM17 262H18V260H17ZM31 262V261H30ZM74 262V261H73ZM84 262V261H83ZM109 262V261H108ZM117 262V261H116ZM115 262V263H116ZM120 262H122V261H120ZM124 262V261H123ZM127 262V261H126ZM241 262V263H242ZM21 263V262H20ZM78 263V262H77ZM95 263H96V261H95ZM129 263V262H128ZM222 263H223V261H222ZM235 263V262H234ZM238 263V262H237ZM13 264V263H12ZM18 264V263H17ZM23 264V263H22ZM26 264V263H25ZM27 264H28V261H27ZM43 264V263H42ZM70 264V263H69ZM74 264V263H73ZM99 264V263H98ZM108 264V263H107ZM124 264H125V262H124ZM127 264V263H126ZM130 264V263H129ZM134 264V263H133ZM253 264V263H252Z\"/></svg>",
  "mask_w": 264,
  "mask_h": 264
}]
</instances>
